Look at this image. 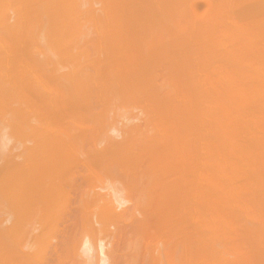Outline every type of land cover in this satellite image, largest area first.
Wrapping results in <instances>:
<instances>
[{
	"label": "bare ground",
	"instance_id": "bare-ground-1",
	"mask_svg": "<svg viewBox=\"0 0 264 264\" xmlns=\"http://www.w3.org/2000/svg\"><path fill=\"white\" fill-rule=\"evenodd\" d=\"M20 1L21 0H0V6L6 5L4 7V9L5 8L9 9L7 7V4H8V5H10L13 8L15 7L14 9L12 8L15 12H17L19 10L17 12L18 15H16L15 12L13 13V14H15V15H12L13 18L12 17L10 18L9 17L10 15H8V16H6L7 14L4 15V13H3L4 12V9H1L2 11H0V14H1L0 15V74H3V76L5 74V76L7 77V79H6L5 76L2 77V75H1L0 76V79H1L0 84H2V82L4 81L3 82L4 85L3 84L2 85L3 86H6L5 84H7V87H5V89H10V87H9L8 84H11L10 86H12V84L14 83V82H11L9 80L10 77L11 76H14L16 74L15 71L17 73L21 71L19 74H22L23 73L22 74L23 76L22 75H19L20 77H18V75L16 74V77H18V80L15 78V76H14V78L11 77V80L12 79H14V80L16 79L17 81L15 80V83L17 84V82H18V84H17V86H16V84L15 85L13 84V86L11 87L12 90L11 89L8 90V92L10 94H5V96H8L9 97V95H10V97H12V96H14V97L12 99H10V97L9 98L7 97V101H6V98H3L5 96L2 95L0 97L2 99V101H0V105L1 106H4V104L6 102L8 103V105L5 104V106L7 105L6 107L4 106L5 108H3V107L0 106L1 107V109H0V111H1L0 112V117L1 118H2V116L5 117L8 114L7 120L9 122L11 121L10 120L11 118L13 120L11 122L13 123L14 127H13V125L11 123V127H13V128H11V130H10L9 125L7 124L8 122L5 121V123L7 122L6 123V126L9 127V128L7 127V129H9L11 131V132L10 131H7V132L10 133V137H11V138H9V135L7 136L8 139H11V140H9V142L12 141V139H14L13 142H12L13 145L10 146V147L11 148H15L17 146L19 147L18 144L21 142V144H20V150H21V152L20 153L19 152H16V154H14V155L12 154L13 152L12 153L10 152L11 158H10L9 162H7L8 164L6 166L2 165L3 167L0 168V176H2V175L4 176V177L3 176L0 177V190L3 189V187H1V186L5 182L6 185H3V186L6 187L5 192H7L8 195L7 194H2V195H4V197H5V195H7L6 197H8L9 194H10V200H11V203H12V206L10 205V208H9V206H7V203L10 202V201H8L5 204L6 206H4V207H7V209L9 210V213H10V210L12 209L9 216L6 213V215L8 216V218H6L5 220H3L4 218L2 220L0 219V264H43V263L44 264H47V262L46 263L45 262H42V259H44L46 256H49L50 255V254L49 255H46V253L43 254L44 251L42 250V248H43L44 242L41 243V241H40V245L41 246H40V248H37V249H40L39 251L38 250H35L36 251L35 252L33 250L34 252H32V250L31 251L29 250L30 253L29 252L26 253L25 251H23V252L20 251V249H22V248L19 245H22V244H18V242H19L18 240H21L22 241L24 239L23 237H25L24 236L25 234L23 235V233H25L27 231L26 230L24 232L23 229L21 230V227H22L23 224H25L23 222H26V220H28L27 222H29V221H31V219H34L33 216L36 219V220L34 219L35 220L34 222H36V224H40L39 226H41V228H38L39 226L37 227V225L36 226L32 225L31 226V229H33L32 227L34 226L35 228L37 227V230L39 229L40 232H41V230L43 231L42 232L43 235L41 233H40V236L37 235L36 236L37 239L35 238L36 239L35 241L38 242L37 241L38 239H41L42 238L44 240V238H45L46 246H47V239L50 240V239H53V238L55 239L56 238V236L54 235L57 232L56 229H55V227L56 228L59 227L58 224H60V226H61V222H65L66 223L65 220H67L69 217L70 218L73 217V216L80 217L79 219H81L80 221L82 223L81 226H80V229L83 227L82 228L83 230H80V231H84L85 230L84 228L89 227V225L91 224L90 223V218L93 219V217H94L95 222L97 221L95 217H97V219H99V218L101 219L100 220V223L101 222H105L107 224V223L110 222V224L115 223L114 225H116V224L120 225V223L121 224H124L123 227L126 228V229H123L122 228L121 230L123 232L127 233L128 236L125 234L126 235L125 238H122V239L123 240L125 239L124 244L126 243L127 247L128 248H131V250L128 249L129 250L128 251L129 254H126V252L123 251L125 254L122 252L123 255L117 256V260H115V261H118L119 260L120 261V264H156V262L153 260L152 257H150V255H149L150 258L149 257H146V255H148L147 252H149L148 251L149 250L148 247H147V249H145L147 252H145V250L143 249L144 242H145V240H144L145 238L143 236L145 234H149L150 231H151V230L150 231H145V230L147 229V226L148 225H151L152 224V226H154L153 223L155 222V220L158 219L157 218V219L154 220V218H156V217H160L159 218L160 220L163 219L162 221H164V220L165 221H164V223L163 222H160V223L163 224V227H160L158 225H156L157 227L154 226V227H156L158 229H155L154 230L153 227L152 228H149L148 227L149 229H152V232L150 233V235L153 233V230L155 232L157 230H159L160 233H161L160 236L162 235V232H163V235L162 236H164V237L161 238L162 236L160 237L157 234V232H158L157 231L156 233L154 232L155 235L154 234H152L153 236H150L149 235L150 238H152V237L157 238L156 236H158V237H160V239H164L166 236H168L167 238H169V237L170 238H172V237L174 238L176 236L178 238L177 239L178 241H176L175 238L174 239L172 238L173 241L170 238L169 239L171 240L172 243L174 242L175 245L180 246V247H178V251L180 253L179 252L176 253V254H180V256L178 255L179 256L178 258L181 259V261L179 260L178 262L179 263L182 262L180 264H252L251 262L253 261L252 260L253 257L251 258V254L249 253V250H250V252L254 256H256L255 253L257 255L260 253L259 255L262 258V255H264V253H262L261 251H259V252L258 251H254L258 247L253 249L250 246L252 248V249H250L249 248V245H250L249 242H248V244H249L248 247H245V249H243V247H241L239 249V248H235L237 246H233V247H227L226 246V247H223L225 243L221 240L223 242V244L221 243L220 245H223V246H222V248L217 249V248H215L214 245H210L209 244V246H207L208 244L205 245V244H203V241H201V239H202L201 238V233H202V231H201V229H202V227H201V216H202L201 213L202 214L204 213V212H201V208H202L201 204L203 205V200H204V197L206 195H209V196L212 195V194L209 193V191L210 190H213V188L217 186V184L214 182L215 181L214 178H215V175H216L215 174V171L218 168V167L215 168L216 167V162H214L215 161L214 160L215 157H217V156H215L217 153L216 154H213L215 157L214 156H211V158L209 157V160L207 159L208 161L211 162V164L209 162H208L209 164H207L209 166L211 165V168L210 169H207L208 171H210L209 172L210 174L209 173L208 174L211 177V179H210L211 185H209V183L207 182V186H206V183H205L206 180L205 181L203 180V176L205 175L204 173H207V171L204 172L206 170V168L204 170V166L205 165L203 166V164L206 162V160L204 161V159H203L204 158V155L201 154V149L200 148H195L194 149L192 147V145L194 144V142H193L194 139L193 138H195V137H193V135H195L197 133V132L195 133L194 130L197 129L196 127H197V125H199L198 122H200L199 117L201 115L200 116L197 115V117H198L197 118L195 116V114H196L195 112H190L192 114L195 113L194 115H191V116H193V117L195 116L194 119L197 118L199 121H197V120L194 121L193 118L191 119V117L188 114L189 113L188 111H190V110H188L189 109L188 107H190V106L187 105L188 103H191V102H188L187 99H184L185 97H183V96L188 95L186 97H189V100H190V98H191L190 95H192V94H189V92L195 91V94H194V96H195L196 93H197L196 91L198 89V93H197L198 95H199V93L202 92L201 94L203 95L202 96L203 98L210 99V101L212 100L211 101L212 103H210V102H208L207 99L206 100L203 99L204 102L205 101H206V103L208 102L207 104L209 106L206 104L207 105V109H208V107H210V108L208 109V111H206L207 109L203 107V105H205V103L201 105L203 107L204 111H206V112H204V116H206V117L205 118L204 117L201 118L200 125L201 126L206 125V124H208V125H206L207 128L203 126V128H204V132L203 133H201L203 130H200V129H202V127L199 126V129L196 130V131H198L199 134L197 133L195 136H198V135L201 134L200 136L196 137V140H198L199 143H202V142H200V139L203 138V137L206 140H208V141L204 140L205 141L204 142L201 139V141H203L204 145L206 143H208V144L210 143L209 144V147L210 148L213 145V147L215 148V150L213 149V147L211 149L213 153L216 151V147H217V145L214 146L215 145V142H216L215 141L216 134H220V133H217V131H218L217 128H219L217 126H219V125H217L216 121L218 122V121H221L222 119L219 120L220 118L219 119L217 118L218 120H216L217 115L220 114L221 112L218 113L215 116V112L217 111L216 108L214 107L215 104H217L215 102H218L219 99L221 100V97H220L218 100H216L214 102V100L217 98L216 97V94L218 93V92H216L217 89H215L216 91L214 90L216 93H213V92L210 93L208 91L207 93H205L206 96H204V94H203V90L204 89H202V87L203 86H206L207 83H208V85H210L211 88L210 87H208V89H207V87L206 88L204 87V88L207 89V90L211 89L210 91H212L213 90V86L215 85V83H217L216 81H218V79H215L214 78V74L217 75V73H216V71L214 69L215 66L213 65L214 62L211 63V65H210V62L213 61V59L210 60L211 58H209V57L201 56L203 54L204 55L206 54V53H204L206 51H204L203 48H202L203 50L201 49L203 51V54L200 53L201 55H197V56H196V54L195 55L193 54L194 51L191 52V51H189V49H185V48H187V45H188L187 43H189L190 41L187 38H184V37L187 35L188 32L190 33V32H192V30L194 32V28L195 27H194V25H192V22H191V25H192V28L193 27L194 28L193 29L191 28L192 30H189L186 33V35L182 37V39L183 38H184V40L187 39L189 42L187 40H185V43H184V41L181 42L182 41L181 40V41H179V43L176 41L177 44H175V41L172 42V40H173L172 38H171V40H167V39L166 40H163V39H160V37H157L159 39H153V40L150 39L151 37L149 38L150 40L149 39L148 40L136 39V38L130 39V36H129L130 33L128 34V37H127V35L125 36V37H127V39H126V38H124V35H122L123 34L122 30L124 29L123 31L125 32V30H127L126 27L128 25H130V24H132V28L133 27H136V26H133V23H135V25H136V22H138L136 20L137 19L139 20V18L136 17L138 14L136 13L137 15H135V13L132 12V11H134V10H132V8L133 9H136L138 7V8H140V10L142 12V7H139V6L140 5L143 6L144 4L149 3L148 0H147L148 2L146 1V3H144L143 5L140 4V3H143V0L140 1L139 3H138L139 0H120V2L118 0H116L117 2L114 0V2H116L117 4L113 3V1H111V2L109 1L110 3H107L108 0H106L107 2L105 0H100L102 2L105 1L104 2L105 5L103 3H101V4H103V6L100 7V8H106L109 4H112V6L115 4L117 7H118V5H120V7H121V5L125 4L121 8L123 10L124 7L130 6V7L124 8V11H128L129 8H130V10H132L131 11V14L134 15V17H136L137 19L135 18L136 19L135 20L134 17L131 15L132 16L131 19L132 18L134 19V20H132L133 23H132V21H130L131 23H129L126 26L125 24L128 23V20H127L124 24H122V26L123 25H125V26H123V27L121 26L123 29L120 28V29H122L120 31H119V29H117V26L115 25L116 26V28H115V26L113 24V23L117 22V18H119V17H117L116 20H115V17L114 16L116 15V13L119 14L120 12L121 13H124V12H122V11L118 12L119 10H117V9H119V8L116 7L117 9H114L115 6L112 7L113 10L111 9L110 6H108L109 8H107V9H99V11L100 10H106L107 11L108 9H111V10H108V11H110V12L111 11L116 12L114 16L112 15L113 12L111 13V16H110L107 13L108 11L107 12L105 11L107 14H105L102 11L103 14L110 16V18L113 16V18H114V20H113V18L112 19L109 18L111 21H110V23H107V22H109L108 21L109 19L108 20L106 19L107 16L105 18L107 21H105L101 17L102 15H100V13H102V12H100V13L98 12L99 13V16L101 17V18H99L98 14L95 13L94 9L92 7H89V5H91L92 3L89 4L87 6L85 12H83V15H82L83 19H82L81 18V13H80L81 11L79 12L78 8H76V7L74 8V5L77 4L76 2L78 0H76V2H75V0H72L73 2H71L69 0L68 1L65 0L67 2H65L64 0H63L64 2H62V0H54V1L53 0H43L44 2L42 0L41 1L40 0L38 1L37 0L38 3L37 2L34 3L36 0H22L21 2ZM50 1H52V2H50ZM92 1H95V0H92ZM92 1L89 0V3L92 2ZM165 1L162 0L163 3H165ZM169 1H171V0H169ZM173 1H175V0H173ZM173 1H171V3ZM177 1L176 2H173V4L174 3L177 4ZM184 1H182V2H184ZM212 1L210 3L211 6H212ZM215 1H217V0H215ZM220 1L222 2V4L224 6L227 5L228 8H230L229 5L232 4V1H231V4H229V3L227 4L226 3V5H225V2H227V1H225V0H224V2L222 0H220ZM229 1L230 0H228V2ZM241 1L242 0H240V2ZM9 2H10V4H9ZM24 2L25 3L28 2L29 4L26 3L23 6V8H22V5L24 4ZM46 2L47 3H51V5L48 4L49 7H52L53 3H54L53 6H55L56 4H58V6H60V7H58L57 5L55 7L56 8H59V10L56 9L55 7H53V9L50 8V10H47L48 7L45 6V5H47ZM68 2L70 4H68ZM134 2H135V5H136L135 6L136 8L133 7L134 6ZM162 2L160 0L161 6L163 5ZM178 2L180 3V0ZM189 2L191 3V1H189ZM198 2H200V1H198ZM235 2H237V1H235ZM238 2L236 4H238ZM246 2H248V0ZM262 2H263V0H262ZM19 3H21V4H19ZM64 3H66V5ZM80 3L83 4L82 3V0H81ZM121 3H123V4H121ZM158 3H159V0H158ZM160 3H159V5H160ZM184 3H182V4H184ZM248 3H250V2H248ZM252 3H254V2H252ZM256 3H258V2H256ZM16 4H18V6L19 5L21 6V7H18L20 9H17V5ZM36 4H37V7H36ZM39 4L41 6L43 5L44 8H41V6H38ZM173 4H172V6H173ZM240 4H243V3L241 2ZM244 4L241 7H244ZM61 5H65V6L62 7ZM84 5L81 6V7L85 8L86 5H85V7H84ZM66 6H70V7H66ZM97 6H100V5H97ZM97 6H95V8L98 9ZM131 6H132V8H131ZM148 6L152 8V6H150V4L147 5V7L145 6L146 8H148V14H149V11L151 12V14H153L152 13L153 12V9L150 10ZM165 6H166V3H165ZM165 6L162 9H165L166 8ZM174 6H173V9L175 8ZM235 6L232 5V7H231L232 10L234 8L237 9L239 7V6L238 7H235ZM26 7L29 10L30 9L32 10L31 7H33L32 12H31V10L29 12V10ZM45 7H47V8H45ZM78 7H80V6H78ZM167 7H168V10H170L169 9L170 7L169 6H167ZM213 7H214V4H213ZM227 7H225V8L223 7L224 9L222 7L221 8L220 7H217L216 10L217 9H221V10L223 9V12H221V10H220V12L221 13H224V10ZM260 7L261 6H259V8ZM40 8H41L40 12H44L45 13V16L43 15L44 13H42V16L43 17H46V18H49V17L46 16L47 13H48V16H49V14L52 13L53 15L51 14V16H53L54 18H55V16H54L55 13L56 14L62 13L60 15V18H63V17L65 18L67 16V12L70 11L69 10V8H70L71 11H70V14L69 15H71L72 13H76V14H73L74 16L72 15V18L74 17V19L71 18L72 21L74 20L73 22H74L75 26L78 25V24H76L78 22V20L76 18H78V17H80L82 20L86 19V21L89 24H92L90 26V27H92V29L94 27L96 29V26L94 24L95 21H98L97 22L98 24H96L97 26L98 25L101 26L99 22H101L100 20H102L103 22L105 21L107 25H110L111 26V24H113L114 27L113 26L112 27L114 29H117L118 31H116V32L118 33V35H119V32H120V36L123 37V38H120L119 36H118L119 37L118 39H117V36L115 38H113L115 35H117V33H116L113 37L110 36L111 38H104V36H103V38H97V39L95 38L94 39V36H93V39H88V38H91V37L86 38L87 35L84 33L85 34V37L84 36L83 37H84V39L86 38L85 39L86 41L83 40L82 43H83V45L90 46V48L95 49L93 52H88V51H84V50H83L84 52H80V51L77 52L75 50L76 53L74 51H73L74 52L73 53V52H71L70 50H68L66 48V50H68V52L69 51L70 52L67 53V51L65 49H63L64 50L63 52L65 54H62L61 53V55H60V52H61L60 49L61 48H59L60 51H59V53L57 55L58 56V59L56 58L57 60H55V59L52 58L54 60V62L56 61L55 63H53V65L51 63L52 66H50V61L53 62L52 59H50V61L48 60V62H47V60L44 61V62H46L45 63L46 65L48 63V66H45L43 62H42L43 65H41V64H39L41 62H38V60H40V59H37V58H39L38 55H36V57H37L36 59H34V55L33 56L31 55V52H32V54L34 52L33 48H32L33 51L31 50V48H29V50H31V51L30 52L27 51L28 53L26 52L27 55H29V53H30V56H27V55L24 54L25 51H26V48H27V44L29 43L28 42L29 40H31L30 42L32 44H36L37 45V46H35L36 50H37V47L39 45L37 43L42 42V40L44 41V39H42V40L40 38L38 39V37H40V35H38V37H37L38 42L36 41L37 39L34 40L36 38V37L34 38V36H32L33 39H31V38L29 39L30 34H32L30 32H32L34 30V29L31 30V29L34 26L33 25L34 24L33 22H35V20H36L35 14L38 13L40 15V17H39V15L38 16L36 15V17H39L38 19L41 18V14L39 12V9ZM73 8L75 9L76 12L75 11L74 12L72 11ZM25 9H27V12H26ZM37 9H38V11H37ZM42 9H44V10L42 11ZM51 9L53 10V12L51 11ZM82 9H80V10H82ZM126 9H128V10H126ZM162 9H160V10H162ZM236 9L233 10V11H236ZM45 10H47L48 12H46ZM92 10L94 11V13H92ZM115 10H117V11H115ZM130 10L128 11V13L130 12ZM137 10H138V12H140L139 9H137ZM137 10H135V11H137ZM168 10L165 9V12L168 11ZM228 10L229 9H227V11ZM245 10L246 9H244V11ZM244 11H243V13H244ZM246 11H245V13H246ZM252 11H254V10H252ZM258 11H259V13L261 12L260 10H258ZM258 11L255 10L254 16L256 15L255 14L256 12H257L256 17L258 15H260V14H258ZM22 12L24 13V15H22L23 14ZM49 12H51V13H49ZM77 12H79L80 14L77 13ZM141 12H140V14H141ZM145 12H147V11H145ZM165 12H163V14H166ZM211 12L212 11H210V15H211ZM220 12H218V14H216L217 12H215V14L216 15H219ZM30 13H31V15H30ZM33 13H35V14L33 15ZM125 13L127 15H129L127 12H125ZM125 13H124L123 16L120 15V17L122 16V17L125 18ZM159 13L161 14L162 12H159ZM232 13H229V15L232 14ZM243 13H242V15H244ZM95 14H97V15H95ZM151 14L150 15H147L146 14L147 17L145 16V14H143V17H146V19H147L148 16H150L152 18V15ZM169 14H172V12L169 13ZM169 14H167V16ZM234 14L236 15L238 13H234ZM249 14H251V12ZM249 14L247 13V15H249ZM262 14L263 13H261V15ZM127 15H126V17H127ZM212 15H211V17H209V18H211L210 21L213 20L212 18H214L213 17L214 15L213 16ZM220 15H222V17L223 16L225 17V15L228 18L230 17L226 11H225V15H223V14H220ZM15 16H17V18ZM96 16H98V18ZM165 16L166 15H164V17ZM244 16L251 18L250 15L249 16L244 15ZM3 17H5V18H3ZM28 17L30 19H33V20L35 19L34 21L32 20L33 22L29 19L33 23V24L31 23V29L28 28V30H31L29 32V34L27 33L28 30L26 29L27 28L26 27V24H24L25 22L28 23L27 22ZM103 17H105V16H103ZM140 17H142V15ZM155 17L156 16H154L151 20H154ZM171 17L169 15V17H166V18L168 19V18H171ZM220 17L221 16H218V18H220ZM240 17L242 18V16H239V18H238L237 15H236L235 18H233V19L238 18V20H239ZM256 17L255 18L252 17V18L253 19H256ZM21 18L24 21H22ZM50 18H51V20H57L56 18L55 19L54 18L52 19V17H50ZM67 18H69V16ZM127 18H129V20H130V17H127ZM149 18L147 20H149ZM162 18H161V20H163ZM175 18H176V16H175ZM215 18H217V16ZM259 18L262 19V17H259ZM38 19H37V22H35V24H37V25L39 24L40 25V20L38 22ZM75 19H76V21H75ZM196 19H198V18H196ZM200 19H202V16L200 17ZM205 19L206 18H204V20ZM233 19H232L233 23L237 21V19H236V21H234ZM248 19H247V21L244 19L245 20L244 23H247L248 22ZM9 20L12 21L13 23L12 22H11L12 24L9 23ZM46 20H48V19H46ZM51 20H49L48 22L46 21L47 24H45V25L47 27V25L49 23L50 27L52 28V31L55 32L56 28L53 25L57 21H53L52 22ZM112 20H113V22H112ZM122 20H125V19H122ZM142 20L144 21V19H142ZM151 20H149V21H151ZM155 20H157V19H155ZM155 20L152 21V23H154ZM202 20H200V21H202ZM218 20H215L214 24H216V21H218ZM257 20H258L256 22L257 24L261 22L260 19L257 18ZM90 21H92V22H90ZM134 21H136V22H134ZM143 21H140L138 23L140 24ZM159 21L160 20H159V16H158V21L157 22H159ZM166 21H168V20H166ZM190 21H191V19H190ZM200 21H199L198 24L201 26ZM220 21L221 20H219V22ZM223 21L225 22V21H228V20H225V18H224ZM240 21H241V19H240ZM253 21L255 22V20H252L251 19V22L252 23H253ZM51 22H52V26H51ZM85 22H83V23H85ZM121 22H123V21H121ZM160 22H162V21H160ZM175 22L176 21H174V23ZM181 22L182 21H180V23ZM196 22H198V21H196ZM211 22L208 23V17H207V19L205 20V24L207 23L208 25H211ZM68 23H70V22H68ZM68 23H63V22H59L58 21L56 24L59 25V27L56 24H55V26L57 27V30H59L58 28H60V27L63 28V26H65V27L68 26L67 27V30H68L67 31V34L69 33L71 37H72V35L74 37L75 34H72V32L73 33H76L75 31H77V29L79 31V29L81 28V26H80V23L81 22L79 23V25H78L79 27L78 28L76 26L77 29L74 28L75 30L73 29L74 24L71 23L73 25H71V24L68 25ZM146 23L148 24V22H146ZM182 23L179 24L177 22V25L179 24V26H183L184 23L183 24ZM236 23L239 24L238 21ZM236 23L234 24L235 26H236ZM242 23L239 24V27H240V25H241V27H243L242 25H244V27L246 26V29H249L247 27L251 23H249L247 25L246 24H242ZM256 23H254L255 24L254 26H256ZM28 24H30V22ZM86 24L87 23H85V25ZM103 24H105V23H103ZM117 24H118V22H117ZM205 24H203L204 27H205ZM262 24H264V23H262ZM142 25H143V23H142ZM166 25L167 24H165V26ZM177 25H175V26L178 27ZM188 25H190V24H188ZM216 25L219 26L220 23L218 24V22H217ZM28 26H30V25H28ZM40 26L42 27V24ZM69 26H70V28L72 26V31L69 29ZM110 26L108 27L109 28V31L111 30L110 29L111 28ZM143 26H144V28H143V30H144L146 26L145 25H143ZM152 26H150V27L152 28ZM211 26H213V24ZM211 26H209V28ZM220 26H222V24ZM251 26H253V25L251 24ZM41 27L38 26L39 29ZM50 27H47L48 30L46 29L47 31H44V32H46V34H47L48 31H50V33H51V30H50L51 28ZM65 27H64V29H65ZM90 27H89V29L91 30ZM105 27H107V26H105ZM184 27L186 28V25H184ZM196 27H198V25ZM206 27H208V26L206 25ZM206 27H205V30H206ZM213 27H216V26H213ZM213 27L210 28V29H213ZM256 27L259 30L260 27L259 28H258V26H256ZM263 27H264V25H263ZM44 28H43V30H44ZM82 28H84V27L82 26ZM102 28L105 29L104 27H102ZM113 28H112V30H113ZM128 28H130L128 30H132L133 31V29H131V27H128ZM147 28L145 29L146 31H148ZM154 28H155V26H154ZM168 28L171 29L169 26H168ZM185 28H184V30L186 31L187 28L186 29ZM189 28H190V26H189ZM233 28H236V27H233ZM238 28H236V29H238ZM39 29L37 30V28H36L34 31H40L41 29L40 30ZM64 29H62V30H64ZM103 29L101 30V32L103 31ZM148 29H150V28H148ZM167 29L164 31V33L166 32V35H167V32H168ZM197 29L198 28H196V30ZM251 29H253V28L250 27L249 31ZM262 29H264V28H262ZM57 30H56V32H57ZM62 30L60 28V32ZM84 30H86V29H84ZM97 30L98 29L94 30L92 33L97 32ZM106 30H108V29L106 28L104 30L105 32L103 31V34L102 35H105L104 33L107 32ZM172 30H173V28H172ZM184 30L181 31L182 34H183V32H185ZM196 30H195V34H198L197 33L198 31H196ZM202 30H200V33L198 35H200L201 33H204L205 30L203 32H202ZM233 30L235 31V29H233ZM69 31H71V32H69ZM91 31L89 33H91ZM114 31L115 30H113V32L111 31L112 34L108 33V35L109 34L110 35H113L115 33ZM207 31L210 32L212 30L209 31L208 28H207V30L205 32H207ZM214 31H215V29L213 30V32ZM218 31L219 30H217L216 33L219 34V32H221L222 30H220L219 32ZM44 32L42 31V33H44ZM84 32L88 33L87 30L84 31ZM126 32H129V31H126ZM148 32H150V30ZM177 32L175 30V32H173V33H175V35H177ZM262 32L259 31L260 34L255 32V35L254 36H257L258 34L260 36ZM34 33L36 35L37 32H34ZM50 33H48V34H50ZM143 33H144V31H143ZM178 33L181 35L180 32H178ZM249 33H253V32H249ZM40 34H41V32H40ZM52 34H55V33H52ZM78 34H76V36H78ZM133 34L135 35V34H137V32L136 33L133 32ZM150 34H151V32H150ZM161 34H163V33H161ZM179 34L177 35V39H178V37H180V39H181V36L182 35L180 36ZM192 34L194 35V33H192ZM205 34H206V36H205ZM231 34H233V33H231ZM231 34H229V36L228 35H226V36L230 37ZM81 35H83V34L80 33V36ZM108 35H107V37H108ZM134 35H131V37H135ZM138 35H139V37H138ZM143 35H142V38L144 37ZM166 35H164V36H166ZM190 35L191 34H189V37L191 38ZM209 35H211V34H209ZM217 35H215V36H217ZM44 36L46 37L45 40L48 39L46 35H44ZM44 36H42V34H41V37L42 38H44ZM80 36L78 37V39L79 38L83 39L82 36L81 37ZM136 36L138 38H140L141 33L140 34H137ZM152 36H154V35H152ZM204 36H205V38H207V33H204ZM213 36H209V38H211ZM218 36H220V34ZM226 36H224V39H225ZM234 36L235 35H233V37ZM240 36H242V34H240ZM244 36H242V37H244ZM60 37L61 36H59V38ZM67 37H69V36H67ZM166 37L168 39H170L168 36H166ZM187 37H188V35H187ZM162 38H164V37H162ZM251 38H252V36H251ZM263 38H264V36H263ZM175 39L176 38L174 37V40ZM180 39H178V40H180ZM194 39H192V41H194V42L191 41L192 43H195L194 46H193V44H191V43L190 44L194 48L197 45L199 47V44H200L201 40L198 41L199 44L196 45L197 42H195ZM221 39H220V42H221ZM246 39L247 38H245V40ZM67 40H69V39L67 38ZM74 40H75L74 43L76 44V42H77L76 41V38ZM209 40H211L209 42H212L213 41V43L215 41L213 39H209ZM225 40H227V38ZM225 40H224V42L222 41L223 44L221 43V46H223L224 43H226L227 44V47H229L228 46V43H227L229 40L226 41V42H225ZM32 41L33 42L36 41L37 43L36 42L33 43ZM59 41L61 42L62 40H59ZM70 41L72 43L73 39L71 40V38H70ZM186 41H187V43H186ZM207 42H205V45H206ZM209 42H208V44H209ZM216 42H217V40H216ZM80 43H81V41H80ZM182 43L184 45L183 47H182ZM242 43H243V41H242ZM44 44L42 43L41 45L42 46H47L46 44L45 45ZM60 44H62V43H60ZM60 44L58 46H60ZM210 44L212 45V47L214 46V44H212V43H210ZM216 44H218V46L220 45L219 43H215V45ZM172 45H175V46L177 45L178 47L179 46L180 47L179 48L176 47V50L177 51L176 52L174 51V53H172L171 50L169 51V47L170 48L171 47L173 48ZM191 45L189 47H191ZM261 45L262 44L260 43V46ZM52 46L50 48H53ZM175 46H174V48H175ZM215 47L216 46H214V48ZM227 47H225V51H226V48ZM247 47H248V45H247ZM192 49L193 48H190V50H192ZM207 49H208V46H207ZM27 50H28V48H27ZM42 50H43V48H42ZM187 50L189 51V56H188V59H187L188 61L186 60V58H187L186 56L188 55V53H187L188 51ZM198 50H200V49H198ZM254 50H256V49H254ZM37 51L39 52L40 51V48H38ZM182 51L184 52V54L182 53ZM185 51L187 53L186 56H184L185 55ZM210 51H211V49H210ZM214 51H216V50H214ZM214 51H212V52L214 53ZM217 51H218V53H220L219 51H221V50H217ZM227 51H226V54H228ZM235 51L237 52L238 50L236 49ZM239 51H240V53H242L244 51V49H243V51H241V47H240V50ZM251 51H253V50H251ZM261 51H262V49H261ZM53 52H55V50H53ZM190 52H191V55H190ZM232 52H234V50L232 51V49H231V53ZM245 52H247V51H245ZM256 52L257 53H260L259 50L258 51L256 50ZM56 53H57V51H56ZM198 53H199V51H198ZM223 53H224V51H222V54ZM240 53H239V55H240ZM251 53H252L251 56L254 55L253 52H251ZM243 54H244V52H243ZM223 55L225 56V54H223ZM232 55L233 54H231V56ZM247 55L244 56V57H247ZM25 56L29 57L27 59H30V57H31L33 59V61H34L33 62L34 64L31 62L32 64L29 67V69H28V66H29L28 62H30L32 60L30 59L28 61H25V59H26ZM43 56L45 57L46 55L43 54ZM216 56L218 57V55H216ZM249 56L247 57L246 62H247V60H251L250 58H252V57L249 58ZM202 57L204 58V60L206 59L205 61H207L206 62L207 64H208V61L210 60L209 61V64H208V66L209 65L210 66L209 67L206 66V68H205V69H207V67H208L207 70H210V71H208V73L210 72V76H207L206 75L207 77L205 78V76L202 75V76H204V79H202V80L206 84H203L202 83L203 81L201 82V79L198 76L199 73L205 74L203 72L206 71V70L205 71H202L205 66L202 69L198 67L201 64H204L205 63V61H204V63L202 62L203 61ZM219 57L221 58V64H222L224 62V59L221 57V55H219ZM229 57H230V55H229ZM236 57H237V55H236ZM236 57H235V59L238 60ZM244 57L242 58L243 60L245 59ZM263 57H262V59H263ZM241 58H239L240 61H241ZM222 59H223V62H222ZM225 59H227V58H225ZM253 59H255V58H253ZM42 61H43V58H42ZM218 62H216V63H218ZM232 62L234 64L237 63V62L235 63L234 61H231V63ZM243 62H245V61H243ZM225 63L227 64V61H225ZM248 63L251 64L252 62L248 61ZM228 64H230V63H228ZM262 64H264V63H262ZM32 65L35 66V68ZM217 65H219V64H217ZM229 66H231V65H228V67ZM234 66H236L237 68H239L238 64L237 65H234ZM241 66L242 65H240V67ZM246 66L248 68L249 64L248 65L246 64ZM36 67L38 69H36ZM228 67H225V69L228 68ZM222 68H223V66H222ZM231 68H232V66H231ZM233 68H235V67H233ZM242 68H239V69L241 70ZM235 70H237V69L235 68L234 71ZM11 71H13L12 72L13 75L10 73ZM229 71H231V70H229ZM245 73L246 72H244V76L246 77V74L247 73L246 74ZM8 74H11V75L9 76ZM240 74L238 76H240ZM252 74H254V73H252ZM8 76H9V78H8ZM188 76H190V77H188ZM2 78H4V80ZM22 78H24V81H23L24 84L22 82V80H23ZM182 78L184 80L187 78L186 81L187 80L189 81V79L191 78L190 80L192 81V79H193L194 84H196V83L199 84L201 82L200 83L201 84L200 85L201 88L200 87H199L200 89L198 88L199 85H197V86L195 85V88H194L192 86L193 84L192 85L190 84L193 90L191 89V91L189 90V91L185 92L186 89H187V86H185V85H187V84L186 83H183V82H186V81H181V80H183ZM216 78H217V76H216ZM218 78L221 79V77H218ZM244 78H243V80H244ZM5 79H6V81H5ZM232 79H233V77H232ZM238 79H240V82H242L241 76ZM238 79H236V80H238ZM19 80H21L20 82H22L21 83V85L23 84L22 86L19 85V83H20ZM194 80L196 81V83H195ZM222 80H225L226 81V79H223V78H222ZM9 81H10V83H8ZM220 81H219V84H222L223 81L221 83H220ZM225 81L223 82L224 85H226L227 87H229L228 84H225L226 83ZM248 81H250V77H249V80ZM230 82H231V78H230ZM259 82H260V80H259ZM178 83H179V85H178ZM227 83H229V80H228ZM237 83H233V85L234 84H237ZM18 85H19L20 88L18 87ZM3 86L2 87L0 86V88H1L2 91L4 89ZM14 86H15V88H14ZM183 86L186 87V88L184 87L185 90L182 89ZM220 86H222V85H220ZM262 86H263V83H262ZM215 87L216 86H214V88ZM222 87H224V86H222ZM189 88H190V86H189ZM262 89H264V88H262ZM20 90H23L26 93V95L24 96L23 95L24 92L23 91H22L23 93L21 92V97L23 95L25 99L24 98L23 99L20 98V94H19ZM199 90H201V91H199ZM218 90H219V88H218ZM181 91H184L187 94H185V95L182 96L183 93H181ZM15 94H17V95H15ZM208 94H211V95H208ZM212 94H214V95H212ZM242 94H244V93H242ZM198 95H196V96H198ZM15 96L18 97L17 98L18 99L17 102H16V97ZM207 96L208 97L210 96V98H208ZM211 96H213V98H211ZM199 97H201V95H199ZM199 97H197V98L199 99ZM33 98H34V101L35 102H36V98H37V101H39V103H37V105H36V103H33L34 102L33 101ZM8 99H10V101ZM13 99H14V101H13ZM11 100L13 101L14 104L12 103ZM22 100H25V101L23 102ZM258 100H260V99H258ZM4 101H6V102H4ZM191 101H193L192 98H191ZM198 101H200V100H198ZM198 101L197 100H196V102H195V100L193 101L194 102V108L195 109L194 108H190L191 111H192V109L193 110H196L197 107H199L198 109L202 108V107H200V105L197 106L198 103H199ZM225 101H226V99H225ZM225 101H223L224 104L226 103ZM21 102L23 103L24 106L19 107V104ZM186 102H188V103H186ZM193 102H192V104H193ZM9 103L15 105L14 107L16 109L13 107V105L10 106ZM196 103H197V105H196ZM200 103H201V101H200ZM246 103H247V101H246ZM9 106L12 109L9 110L8 109ZM191 106H193V105H191ZM217 106L219 107V103H218ZM119 107H120V109H119ZM18 108H20V110ZM118 109H119V111H117ZM203 109H201V110H203ZM225 109H227V108H225ZM236 109L237 108H235L233 110H230V111H234ZM122 110H125V111H122ZM4 111H6V112H4ZM132 111H137L136 113L140 114L139 116L143 115V118L140 117V119H139L138 118L139 116H138V117H135V118L132 117L133 119H129L130 118L129 116H131V114L129 115V113H132ZM263 111H264V109H263ZM8 112H10V113H8ZM198 112H197V114H198ZM18 113H20V114H18ZM205 113H207V114H205ZM240 113H243V112H240ZM240 113L238 115V118L240 117ZM221 114L224 116L225 113L224 114L221 113ZM221 114L219 116H222ZM17 115H20L21 117L20 116L17 117ZM233 115H234V113H233ZM230 116H231V114H230ZM19 117L21 118V121L19 120L20 122L18 121V119H20ZM225 117H228V116H224L223 118H225ZM231 117H233V116H231ZM242 117H244V115H242L240 118H242ZM252 117H253V115H252ZM254 117H256V116H254ZM189 118H190V120H189ZM203 118H204V120H208L209 122L207 121L208 122L207 123L206 121H202ZM263 118H264V116H263ZM15 119H16V121H15ZM245 119L243 118V120H245ZM247 119H246V121H247ZM257 119H258V116H257ZM121 120H123V121H121ZM191 120H193L194 122L191 121ZM226 120H227V118H226ZM230 120H231L230 121V124H231L232 118ZM260 120L261 119H259V121ZM132 121H134L133 123L134 124L136 123V125H134V124L131 125ZM135 121H138V122H135ZM140 121H142V122L139 123ZM227 121L229 122V119ZM253 121H254V119H253ZM203 122L204 123L206 122V123L204 124ZM250 122L248 121V123H250ZM190 123H192L191 124L192 125V129H193V132L195 134L194 133L191 134L192 130H191ZM194 123H195V127L193 126ZM196 123H197V125H196ZM237 123H235V125ZM129 124L131 126H128L127 127V125H129ZM239 124L241 125V123H239ZM245 124L243 126H245ZM250 124L254 125L253 123H250ZM228 125H227V127H228ZM3 127L0 128V132H1V134H0L1 137L0 138H2V140H5L6 141V138L7 137H6V135H5L4 132H6L7 129H6V127L5 128H3ZM123 127H127V128L125 129ZM222 129H223V127H222ZM222 129H219V130H222ZM228 130H230V129H228ZM227 132H229V131H226V133ZM246 132H248V131H246ZM249 132H250V130H249ZM221 133H222V131H221ZM202 134L203 135L205 134L206 136H203ZM247 134L250 135V133H247ZM220 135H219V137L222 138ZM217 137H218V135H217ZM2 140H0V142H2ZM196 140H194L195 143H196ZM14 141H15V143L18 142V144H15V146H14ZM198 141H197V143H198ZM217 141H219V140H217ZM2 143H4V142H2ZM10 143H8V144H10ZM208 144H206L207 146H203L204 149H202V151L205 150V147L206 148L208 147ZM6 145L3 147L2 144H1L2 147H0V149L3 148V150H4L5 147H6ZM18 147H17V150L15 149V151H18L19 150ZM201 147H202V145H201ZM236 150H237V153H238V151H241L239 149H236ZM4 151H6V150H4ZM8 151H10V150H8ZM206 151L208 152L209 150L206 149ZM232 151H235V149L232 150ZM3 153H5V152H3ZM203 153L205 154L206 152H203ZM209 153L211 154V152H209ZM230 155H231V153H230ZM202 156H203V158H202ZM218 156L219 157H222L220 154ZM7 157H9V156H7ZM224 157L225 156L223 155V159H227L228 158V157L227 158H224ZM235 158H237V157H233V160H236V161L239 160V159L237 160ZM241 158H240V160H242ZM7 159L4 160V161L2 160L3 163L6 162ZM218 159L216 158V160H218ZM202 160L204 161V163L202 162ZM222 160L219 159V161H222ZM230 160H231V158L229 159V161ZM232 162H231V165H232ZM238 162L241 163L240 161H238ZM218 164H219V162H218ZM236 165H237V163H236ZM236 165L233 164V166H236ZM0 167H1V165H0ZM205 167H207V166H205ZM241 167H242V165H241ZM252 167L254 168V166H252ZM224 169H226V168H224ZM237 171H240V170L238 169ZM217 173L219 174L218 171H217ZM258 173H260V172H258ZM76 176H77V178H76ZM227 176H225V177L227 178ZM210 177H208V179ZM251 177H252V175H251ZM253 178H255V177L253 176ZM232 179H233V177H232ZM237 179H238V177H237ZM99 180L100 181L102 180L103 182L104 181L105 182L102 183ZM227 180H228V178H227ZM223 181H225V180H223ZM98 182H100V183H98ZM219 182L221 183V181H219ZM222 183H224V182H222ZM222 183H221V187L223 186ZM261 185L264 186V184H261ZM261 185H260V187H261ZM205 187H207V189H209L208 187H210V190L205 191L204 190ZM94 188H96V189H94ZM223 188H225V187H223ZM232 189H233V186H232ZM236 189H239V188H236ZM244 189H245L244 191H246V188H244ZM109 190H110V193H109L110 196H107V198H109V197L110 198H109V201H108V199L105 198V195L106 194L103 195V192L105 193V191H109ZM3 191H4V189L2 191H0V194H1V192L3 193ZM79 191H81V192L79 193ZM97 191L100 192V193H97ZM216 191H218L217 188H216L215 192ZM238 191H240V189ZM258 191H259V189H258ZM73 193H74V195L70 196ZM106 193L108 194V192H106ZM219 193H217V194L219 195ZM254 193H256V192H254ZM254 193H253V195H254ZM78 194H81V195L79 196ZM217 194L215 193V195H217ZM222 194L223 193H221L220 195H222ZM238 194H240V192L237 193V195ZM244 194L247 195L246 193H244ZM76 195H77V199L75 197ZM234 195H235V193H234ZM84 196L87 197V198L85 197L86 200L85 199L82 200V198ZM209 196H207L206 198H209ZM260 196H263V194H261ZM71 197H73V198L75 197L76 201L78 199L79 200L81 199V203H80V201L79 202L77 201V203L79 204L78 205L76 203V201H73L72 199H71L72 201L71 200L69 201V198H71ZM88 197L90 198V201L89 202H88V200H89ZM212 197H213V195H212ZM212 197H210V198H212ZM221 197L224 198V196H221ZM233 197L234 196H232V200L236 196L234 198ZM242 197L244 198V196H242ZM255 197L257 198L258 196H256V194H255ZM226 198H228V197H226ZM215 199H217V198L216 197L214 198V200H213L214 203H215ZM239 199H240V202L239 203H242L241 197ZM246 199L247 198H244L242 200H245L246 201ZM257 199H256V201H257ZM209 201L210 200H208L206 203H208ZM225 201L226 200H224V203H226V204H224V206L223 205H221V206H223V207H225V206L229 207L228 206L229 204L227 205V202L228 201H226V202ZM254 201L252 203H254V207H255V202ZM69 202H72V205H74V207L73 206L71 207V205H70ZM74 202H75V204L77 206L74 204ZM90 202L92 204L94 203L96 205V207L92 209V206H91L92 204ZM129 202H131V204H132L131 206H130V204H128L130 207H128V205L126 206V203H129ZM234 202H236L235 199H234ZM0 203L3 204L4 202H1V199H0ZM87 203H89L90 206H88L89 204H87ZM231 203L232 202L230 201V205H231L230 207H232V205H237L238 206V203L237 204H235V203L234 204H231ZM244 203H246V202H244ZM263 203L262 202L261 203L259 202V204L261 205V207L263 206ZM80 204H82V205H80ZM217 204H218L217 205V207H218L219 206V203H217ZM204 205H205V203H204ZM209 205H208V207H209ZM246 205L247 204H245V206ZM125 206L128 207V208H125ZM221 206H219L218 208H220ZM248 206H246V207H248ZM2 207H3V205H2ZM89 207H91V208H89ZM123 207H124V209H122ZM243 207L244 206H242V208ZM203 208L205 209L206 207H203ZM213 208H215V207H213ZM242 208H240L237 211H240ZM248 208H246V209H248ZM118 209H120V210L122 209L121 210L122 212L120 211L121 212L120 214L119 213L117 214L118 211L115 213V211L118 210ZM199 209H200V212L201 213H199ZM209 209H212V208H209ZM246 209H243V210H246ZM253 209H256V207L253 208ZM0 210H1V207H0ZM217 210H215V211H217ZM225 210H227V208H225ZM225 210H222V211H225ZM235 210H234V212H235ZM258 210L261 211V212H264L262 208L260 210V207H259ZM4 211H7V210H4ZM250 211H251V209H250ZM252 211H254V210H252ZM255 211H257V210H255ZM259 211H257V213ZM205 212H206V210H205ZM220 212H221V210H220ZM261 212H259V213H261ZM207 213L210 214L211 216L213 215L212 212H210V213L209 212H206L205 215H207ZM238 213H240V212H238ZM254 213H255L254 215L256 216L257 213L256 212H254ZM214 214H215V216L217 215L216 213H214ZM219 214L220 213L218 212V215ZM223 214H224V212L222 213V215ZM240 214H242V212ZM261 214H263V213H261ZM137 215H139L141 217L140 220L136 219V216ZM239 215L236 214L235 216H237L238 218L241 219L242 216L239 217ZM209 216H208V218H210ZM257 216L259 217V215H257ZM37 217L40 218L39 221L41 220V223L38 221ZM75 217H73V218H75ZM226 217H227V215H226ZM28 218H31V219L29 220ZM57 218H60V219H62V218L64 219L65 218V219L64 220L62 219L63 220L62 221V220H58ZM88 218H89V220H88ZM164 218H166V219H164ZM213 218H215V217H213ZM220 218H221V216H220ZM72 219H70L69 221H71ZM92 219H91V222H92ZM215 219H213V220L215 221ZM217 219H216V221L218 222L220 219L219 220H217ZM231 219H233V218H230V221H232ZM254 219H256V218H254ZM261 219L260 218L259 219L257 218V220H261ZM55 220L58 221V222L60 221V222L58 223ZM205 220H207V219H204L203 218V222ZM228 220L229 219H227V221ZM74 221L75 220L73 219V222ZM88 221H89V225L86 226L87 223H88ZM31 222H29V223H31ZM55 222H56L57 225L55 224ZM157 222H158V220L156 221V223ZM258 222L256 223V226L253 225L254 227H257L256 229H258V226H259V225L257 226V224H259ZM67 223H68V220H67ZM100 223L98 222L97 224L99 225ZM160 223H158V224H160ZM168 223H170L171 226H168ZM52 224H54V225H52ZM75 224H78V222L75 223ZM106 224L103 223V225H106ZM204 224H203V227L205 226ZM209 224H211V223L209 222ZM209 224L207 225L208 227H209ZM215 224H213V225L215 226ZM231 224H233V223H231ZM240 224H241V222H240ZM25 225H27V224H25ZM219 225H221V223H219ZM222 225L225 227L224 224H222ZM243 225H241V226H243ZM77 226H79V225H77ZM106 226H108V225H106ZM217 226H218V224L216 225V227ZM232 226H234V225H232ZM25 227H27V226H25ZM25 227H24V230L26 229ZM91 227H92V225H91ZM216 227H214L215 230H217L219 228L218 227L216 229ZM224 227H221V228H224ZM181 228L183 229V231H181ZM209 228H212V227H209ZM241 228H244V227H241ZM241 228L238 229V230H241ZM262 228H260V226H259V229L260 230ZM59 229H62V227H59ZM127 229H128L129 232L125 231ZM206 229L207 228H205V230ZM224 229L226 230V228H224ZM245 229H246V227L244 228V231H245ZM247 229L250 230V228H247ZM33 230H35V229H33ZM57 230H58V228H57ZM70 230H72V229H70ZM76 230L77 229H75V233L76 232L78 233L79 232V229H78V231H76ZM102 230L98 231V233H100V232L103 233ZM219 230L220 229H218L217 232ZM225 230H223V231H225ZM227 230H226V232L229 233L230 231L228 232ZM249 230L247 231V233L250 232L252 229L250 231ZM20 231H23V232H20ZM86 231H88V228H87ZM28 232H29V229H28ZM123 232H120V233H123ZM142 232H144L143 233L144 234L143 236H141L142 235L141 234ZM145 232H148V233H145ZM36 233H39V232H36L35 231V234ZM62 233L63 232L61 231V234ZM213 233H214V231H213ZM219 233H220V231H219ZM219 233H215V235H218ZM222 233H224V232H222ZM19 234H20V236H19ZM78 234H77V236H78ZM82 234H79L78 237H80ZM31 235H33V233H31ZM41 235H42V237H41ZM67 235H68V233H67ZM83 235H85V233ZM83 235L81 236L82 239H83ZM88 235H89V233H88ZM122 235H124V233ZM225 235L227 236V234H225ZM244 235H245V232H244ZM250 235L252 236L251 233H250ZM101 236H103V235H101ZM104 236L106 237V235H104ZM256 236L259 237L258 234ZM256 236H254L253 239H255ZM263 236H264V232H263ZM68 237H70V236H68ZM118 237H119V235H118ZM223 237L220 238V239H223ZM75 238H74V240H75ZM147 238H148V235H147ZM167 238H165L166 241H167L166 243H169L168 240H167ZM227 238L228 239L229 238L231 239L232 237L230 235V237H227ZM227 238L225 239V242H226V240L228 241ZM246 238H250V237H246ZM26 239H28V238H26ZM26 239H25V241H26ZM109 239H111V238H109ZM154 239H151V240L153 241ZM234 239H231V240L234 241ZM77 240H78V238H77ZM81 240L79 241V243L81 242ZM92 240H93V238H92ZM92 240L90 238V241H92ZM95 240H98V237ZM114 240H115V238H114ZM141 240H142L143 243L141 242ZM212 240H213V238H212ZM27 241H29V240H27ZM50 241H48V242H50L52 244V240H50ZM54 241L57 242L56 239ZM83 241H84V242H82L83 245L80 243L82 245V247H81V245H79L80 246L79 247L80 248L79 250H80V257L82 255V258L84 260V262H83L84 264H108V262L110 260H108V262H107V254L105 252L107 250L106 249L107 247L103 246L104 245L102 243L103 240L102 241L100 240L99 243L97 244L98 245L97 246L98 251H96L97 248L95 249V247H94L95 251L97 252V255L95 254V251L93 250L92 244L89 243L90 241L88 240V238H85V240H83ZM157 241L159 242L160 240H157ZM230 241H228V242H230ZM245 241H247V239H245ZM63 242H64V240H63ZM120 242H121V240H120ZM149 242H151V241H149ZM228 242H226V244H229ZM238 242H241V241H238ZM258 242H259V240H258ZM71 243H75V242L74 241H71ZM92 243H93V241H92ZM140 243L142 244V248L141 247H138V246H140ZM166 243H163V244L166 245ZM172 243L171 244L169 243L168 245H172ZM237 243L235 242V244H237ZM29 244H31V243H29ZM29 244H27V245L30 246ZM63 244H65V243H63ZM66 244H68V245L70 244L69 243V239H68V241H67ZM78 244L76 243V244H73V245H78ZM124 244H122V246ZM180 244H182L183 246L180 245ZM23 245H24V243H23ZM126 245H125V247H126ZM231 245H233V243ZM245 245L247 246L246 242H245ZM251 245L253 246V244H251ZM36 246H37V244H36ZM46 246H45V248H47ZM58 246H59V241H58ZM58 246L55 243L52 246V252L53 253L49 251L50 253H52V256H54V257L56 256L58 258L57 259L58 261L61 259V258L59 259V257H63L64 256L62 253H64V254H66V253L68 254L69 253L70 255H72L70 253V249L72 248V245L71 246L69 245L71 247V248H69V252L67 250L68 249V246L67 245H64L65 247L67 246L66 248L65 247L64 248L62 247L63 249L61 248L62 251L59 250L60 248ZM151 246H152V244H151ZM75 247L76 246H74L73 248H75ZM125 247H124V249H125ZM149 247H150V245H149ZM163 247H164V245H163ZM173 247H176L177 248V246H174V245L172 246V248ZM166 248H165V250H166ZM169 248H171V247H169ZM169 248H167V249H169ZM172 248H171V250H172ZM25 249L26 248H24V250ZM30 249H32V247ZM72 249H71V251H72ZM75 249H77V247ZM151 249H152V247H151ZM247 249H249V250L247 251ZM63 250H64V252H63ZM140 250H142V252H143L142 254H141ZM152 250L154 251V249H152ZM251 250L254 251L255 253L252 252ZM258 250H261V248L258 249ZM58 251L62 252L61 255H63V256H60L59 255V257H58V255H57L58 254ZM158 251H159V249H158ZM77 252L79 253V251H77ZM138 252H140L141 256H140V254ZM144 252L147 253V254L144 255ZM167 252H168V250H167ZM113 253H116V252L113 251ZM137 254H139L138 256L140 258V262H138L139 261V258L137 257ZM149 254H151V253L149 252ZM41 255H43L44 257L41 256ZM68 255H66L65 257H67ZM142 255L144 257H146V258H144ZM164 255H165V253H164ZM173 255H175V254L173 253ZM230 255L231 256H234V258L233 257H225V256H230ZM52 256L50 255V257H52ZM167 256H169V253H168ZM65 257H63V258H65ZM108 257H110V258L112 257L113 258L114 255L113 256H108ZM141 257H143V258H141ZM52 258L50 260H52ZM82 258H81V260H82ZM115 258H113V259H115ZM156 258H157V255H156ZM78 259L80 260V258H78ZM158 259H160V258L158 257ZM166 259H167V261L169 260L168 258H166ZM173 260L174 259H172V261ZM262 260L264 262V258ZM54 261H55V259H54ZM254 261H255V263L253 262V264H260L261 263V262L260 263L258 262L259 261L258 260V257L256 259H254ZM170 262L171 261H169V263ZM157 263L159 264L158 260H157ZM169 263H166V264H169ZM63 264H64V262H63ZM65 264H66V262H65Z\"/></svg>",
	"mask_w": 264,
	"mask_h": 264
},
{
	"label": "rangeland",
	"instance_id": "rangeland-1",
	"mask_svg": "<svg viewBox=\"0 0 264 264\" xmlns=\"http://www.w3.org/2000/svg\"><path fill=\"white\" fill-rule=\"evenodd\" d=\"M21 1H22V0H21ZM21 1H20V2H21ZM38 1H39V0H38ZM40 1H41V0H40ZM42 1H43V0H42ZM53 1H54V0H53ZM64 1H65V0H64ZM64 1L62 0V2H64ZM67 1H68V0H67ZM67 1H65V2H67ZM69 1L73 2L72 0H69ZM79 1L81 2V0H78L77 2H76V0H75V2H76L77 4L74 5V8L76 7V8H78L79 12L81 11L80 13H81V18H82V19H83V17H82L83 12H85L87 6H88L89 4H91V3H92V4L89 5V7H92V8L94 9L95 13L98 14V16H99V13L102 12V11H103L105 14L108 13L110 16H111V13L113 12L112 15L114 16L116 12H114V11H111V12L108 11V10H111V9L113 10L112 7H114V6H115L114 9L119 8V9H117V10H119L118 12L122 11V12H124V13H125V12L128 13V11L130 10V8H129V10L126 9V10H128V11H124V8L130 7V6H126V7H124L123 10H122L121 8L125 5V4H123V3H121V4H123V5H121V7H120V5H118V7H117V6L115 5V4H117V3H116V2H117L116 0H115L116 2H114V0H108V2L105 0L107 3H110L111 1H113V3H115L113 6H112V4H109V5H108V6L111 7V9H108V10H107L108 12H107L106 10H100V11H99V9H107V8H109L108 6H107L106 8H100V7L103 6V4H104L105 1L102 2V1H100V0H95V1H92V0H91L92 2L89 3V0H82V3H83V4H81ZM109 1H110V2H109ZM118 1L120 2V0H118ZM140 1H142V0H139L138 3H139ZM146 1H147V0H143V3H140V4L143 5L144 3H146ZM148 1H149V3L144 4L143 6H141V5L139 6V5H138L139 7H142V12H141L140 8H138V7L136 8V7H135L136 5H135V2H134V6H133V7L136 8V9H133L132 6H131L132 10H134V11L130 10V12L128 13L130 16L127 15V14L125 13V18H124V17H122V16L124 15V13H121V12H120L121 14H120V13H119V14L116 13L117 16H116V15L114 16V17H115V20H116L117 17H119L120 19L117 18V22H118L119 25L117 24V22L114 21V22H115V23H113L114 26L116 25V26H117V29H119V31H120V30L123 29V28H122L123 26H125V25L127 26L129 23H131L130 21H132V20H134L136 17H138L139 20L136 18V19H137V20L135 19L136 21H138V22L143 21L142 19H144V21L141 22L140 24H139L138 22L134 21V22H136V25H135V23H133V21H132L133 26H136V27H133V28H132V24H130L131 26L128 25V26L126 27L127 30H125V32H126V31H129V32H126V33L123 31V30H124V29H123V30H122V32H123L122 35H124V38L127 39L128 34L130 33V34H129L130 39H132V38H133V39L136 38V39H144V40H148V39L151 37L150 39L153 40V39H159V38H157V37H160V39H163V40H166V39H167V40H171V38H172V39H173L172 42L175 41V44H177V42L179 43V41H181V40H182L181 42L184 41V43H185V40L188 39L190 42L187 40V41L189 42V43H187V41H186V43H187L188 45H187V48H185V49H189V51H191V52L194 51L195 53L193 52V54H194V55L196 54V56H197V55H201V54H203V51H202V50L204 49V51H206V52H204V53H206V54H205V55L203 54V55H201V56L209 57V58H211L210 60L213 59V61L210 62V65H211V63L214 62V63H213V65L215 66L214 69H215V71H216V73H217V75L214 74V78H215V79H218V81H216L217 83H215V85H214V86H216V87L214 88V86H213V90H212V91H210L211 89L207 90L208 87L211 88V86L208 85V83H207L206 86H203V87H202V89H204V90H203V94H204V96H206L205 93H207L208 91H209L210 93H211V92H213V93L218 92V93L216 94V97H217V98H216V99L214 98V99H215L214 102H215L216 100H218L220 97H221V100L219 99L218 102H215V103H217V104H215V106H214V107L216 108V110H217V111L215 110V111H216V112H215V116H216L218 113H220V112L223 113V114L225 113L226 115L224 114V116H228V117L223 118L224 116L220 113L223 117H222V116H219L220 114H218L217 117H216V120H218L219 118H220L219 120H221V119L223 120V121L221 120V121H218V122L216 121L217 125H219V126H217V127H219V128L216 127V128L218 129L217 133H220V134H221V135H220V134H216V138H217V139L215 138V141H216V142L214 141V142H215V145H214V146L217 145V147H216V151H215L214 153L212 152L211 149H212L213 145H212V147L210 148V147H209V144H210V143H209V144L206 143V144H208V147H209V148H208V147H207V148L205 147V150L202 151V149H204L203 146H207L206 144L204 145V143H203V141L206 140L203 136H206V135H205V134H204V135L202 134V135H203V136H202L203 138L200 137V138L203 140V141H201V139H200V142H202V143H199V141L196 140V137L200 136L201 134L198 135V136H195V135L198 133V131H196V130L199 129V126L202 127V129H200V130H203V131L201 132V133H203V132H204V128H203V126L206 127V125H208V124H206V125L201 126L200 123H201V118H202V117H204V118L206 117V116H204V112L208 111V109L210 108V107H208V109H207V105H208L207 103H208V102L212 103V102H211L212 100L210 101V99H207V98H206V99L208 100V102H207V103H206V101L204 102L203 99H205V98L202 97V96H203V95L201 94L202 92L199 93V95H201V97H199V95L197 94V93H198V89L196 88V89H197V91H196V92H197L196 95H198V96H196V95L194 96L195 91H192V92H189V94H192V95H190V97L193 99V101L195 100V102H196V100H197V101H198V100L201 101V103H200V101H198L200 104L197 102L198 105H197V103H196L197 106L200 105V107H202L201 105L205 103V105H203V107L206 108L207 110L204 111L203 107L200 108V109H198L199 107H197L196 110H193V109H192V111H191L190 108H194V102L191 101V98H190V100H189V97H186V96H188V95H185V94H187V93H185V92H187V91H189V90L191 91V89H192L191 85H192V84H193L192 86H193L194 88H195V85H196V86L199 85L198 88H199V87L201 88V86H200L201 84H200V83L203 81L202 79H204V76H205V78H206L207 76H210V72L208 73V71H210V70H207L208 67L210 66V65L208 66L210 60L208 61V64H207V63H206L207 61H205L206 59L204 60V58L202 57V59H203L202 62L204 63V61H205V63H204V64H201V65H200L201 67H200V66H198V67L202 69V68L205 66V67L203 68L202 71H205V70H206L207 72H206V71L203 72V73H205V74L199 73L198 76L200 77L201 82H200L199 84H197V83H196L197 80L195 79L196 81H195V80H194V81H195L196 84H194L193 79H192V81L190 80L191 78L189 79V81L187 80L188 82L186 81L187 78H186L185 80H184L183 78H182L183 80L180 79L181 81H186V82H183V83H186V84H187V85H185V86H187L186 91H185V92H184V91H181V93H183L182 96L185 95V96H183V97H185L184 99H187L188 102H191V103L186 102V103H188L187 105L190 106V107H188V108H189L188 110H190V111H188V112H189L188 114H189V116L191 117V119L193 118L194 121H195V120H197V121L200 120V122H198L199 125H197V123H196V125H197L196 128H197V129L194 130L195 133L197 132L196 134L193 132L192 125H191V124L194 122L193 120H191V121H193V122L190 123V126H191V130H192L191 134H192V133L195 134V135H193V137H195V138H193V139L196 140V143H195V141L193 140L194 144L192 143V144H193L192 147H193L194 149H195V148H200V149H201V154L204 155V158H203V156H202V158L204 159V161L206 160V162H205L206 164H205L204 161L202 160V162L204 163L203 166H204V165L207 166V167L204 166V170H205V168H206V170H205L204 172L207 171V173H204L205 175L203 176V180H204V181L206 180V181H205L206 186H207V182L209 183V185H211V183H210V179H211V177H210V175H209V174H210V173H209L210 171L207 170V169H210V168H211V165H210V166L207 165V164H209V163L211 164V162L208 161V160H209V157L211 158V156H214L213 154H216V153H217V154L215 155V156H217V157L214 156V157H215V159H214L215 161H214V162H216V167H215V168L218 167V168L216 169V171H215V174H216V175H215V178H214V179H215L214 182L217 184L218 187L215 185L216 187H214L213 190H210V187H208L209 189H207V187L204 188L205 191L210 190L209 193L212 194L213 197H212V195H211V196L206 195V196L204 197L203 205L201 204V206H202V208H203V207H206L207 209H206V208H205V209L203 208V209H204V210H203V209L200 207V208H201V212H204L203 214L200 212V209H199V213H201V215H202V216H201V227H202V229H201V231H202V233H201V238H202L201 241H203V244H205V245L208 244L207 246H209V244H210V245H214L215 248L220 249V248H222V246H223V245H220L221 243L223 244V242H224V243L226 244V242H228V241H230L231 239H234V238H235L234 241L231 240L230 242H228L229 244H226V245L224 244L223 247H226V246H227V247L237 246V247H235V248H239V249H240L241 247H243V249H245V247H248V245H249L248 242H249V243H250V245H249V248H250V249H252V248L254 249V248H257V247H258V248L255 249L254 251H258V252L261 251L262 253H264V236H263V232H264V230H263V229H264V215H263V214H264V212H261V211L258 210L259 207H260V210H261V208H262L263 211H264V207H263V206H264V203H263V202H264V198H263V197H264V186L261 185V184H264V171H263V170H264V165H263V164H264V147H263V146H264V126H263V125H264V120H263V119H264V118H263V116H264V111H263V109H264V105H263V104H264V101H263V100H264V98H263V97H264V89H262V88H264V70H263V69H264V66H263L264 64H262V63H264V57H263V56H264V55H263V54H264V52H263V51H264V49H263V48H264V46H263V45H264V38H263V36H264V29H262V28H264V27H263L264 24H262V23H264V22H263V21H264V15H263V14H264V10H263V9H264V0H263V2H262V0H252V1H251V0L249 1V0H248V2H250V3L246 2L247 0H245V1L242 0L241 2H242L243 4L245 3V4H244V7H241L243 4H240V3H241L240 0H235V1H237V2L239 1L238 4H236L237 2H235L234 0H230L229 2H228V0H225V1H227V2H225V5H226V3H227V4H228V3L231 4V1H232V4L229 5L230 8H228L227 5L224 6L220 0H217L218 2L215 1V0H213V1H212V0H198V1H200V2H198L197 0H193V1H192V0H185L186 2H185L184 0H182V1H184L185 3L182 2L181 0H180V3L178 2L179 0H178V1H177V0H175V1L171 0V1H173V2H176V1H177V4H176V3L173 4V2L171 3V1H169V0H166V1L164 0L165 3H166V6H165V3L162 2V0H161V2H162V4H163L162 6H161V3H160V0H159L160 5H159V3H158V0H157V1H156V0H148ZM148 1H147V2H148ZM150 1H151V2H150ZM168 1H169V2H168ZM189 1H191V3H190ZM206 1H207V2H206ZM211 1H212V6L210 5ZM219 1H220V2H219ZM222 1L224 2V0H222ZM30 2H31V1H30ZM36 2H37V0H36L34 3H36ZM43 2H44V1H43ZM47 2H48V1H47ZM47 2H46V3H47ZM50 2H52V1H50ZM75 2H74V3H75ZM87 2H88V3H87ZM93 2H94V3H93ZM96 2H97V3H96ZM136 2H137V1H136ZM196 2H197V3H196ZM208 2H209V3H208ZM215 2H216V3H215ZM252 2H254V3H252ZM256 2H258V3H256ZM26 3H28V2H26ZM26 3H25V2H24V4L22 3V4H23V5H22V8H23V6H24ZM37 3H38V2H37ZM40 3H41V2H40ZM101 3H103V4H101ZM107 3H106V4H107ZM168 3H169V4H168ZM182 3H184V4H182ZM9 4H10V2H9ZM19 4H21V3H19ZM28 4H29V3H28ZM28 4H27V5H28ZM30 4H31V3H30ZM42 4H43V3H42ZM48 4L51 5V3H47V5L44 4L45 6L48 7V8L45 7V8H47V10H50V8L53 9V7H55L56 5L58 6V4H56L55 6H53V5H54V3H53L52 7H49ZM64 4L66 5V3H64ZM68 4H70V3L68 2ZM80 4H81V5H80ZM84 4L86 5V7H85ZM96 4H97V5H100V6H97ZM119 4H120V3H119ZM149 4H150V6H152V8L149 7V6H148V7H149L150 10L153 9V12H152L153 14H151L150 11H149V14H148V8H146V7H147V5H149ZM167 4H168V5H167ZM172 4H173V6L175 5V6H174V7H175L174 9H173ZM213 4H214V7H213ZM246 4H247V5H246ZM251 4H252V5H251ZM258 4H259V5H258ZM260 4H261V5H260ZM16 5H17V9H20V8H18V7H21V6H20V5L18 6V4H16ZM65 5H61V6L64 7ZM83 5H84L85 8L81 7V6H83ZM104 5H105V4H104ZM170 5H171V6H170ZM193 5H194V6H193ZM209 5H210V6H209ZM232 5H233V6L236 5L235 7H238V6H239V7H238L237 9L234 8L233 10L236 9V11H233L232 8H231ZM262 5H263V6H262ZM5 6H6V5L0 6V11H2L1 9H4ZM9 6H10V5L7 4V7H8L9 9H7V8L4 9V12H3L4 15H5V14H7L6 16L10 15V16H9L10 18L12 17V15H15V14L18 15L17 12H18L19 10L17 11V10L15 9V10L17 11V12H15V11L13 10L15 7L13 8V7H11V6L9 7ZM30 6H31V5H30ZM38 6H41V5L39 4ZM70 6H71V5H70ZM70 6H66V7H70ZM78 6H80V7H78ZM95 6H97L98 9L95 8ZM145 6H146V7H145ZM159 6H160V7H159ZM164 6L166 7L165 9H167V10H168V7H167V6H169V7H170L169 9H170L171 11L168 10L169 12H168V11L165 12V9H162V8H164ZM259 6H261V7H260L261 9L259 8ZM27 7H28V6H27ZM27 7H26V8H27ZM33 7H34V6H33ZM33 7H31L32 10H33ZM36 7H37V4H36ZM36 7H35V8H36ZM58 7H60V6H58ZM71 7H72V6H71ZM116 7H117V8H116ZM210 7H211V8H210ZM217 7H220V8H221V7H222V8H223V7H224V8L227 7V8L224 10V13H221V12H223V9H224V8H223L222 10H221V9H217V10H218V11H217V10H216ZM240 7H241V8H240ZM254 7H255V8H254ZM10 8H11V9H10ZM12 8H13V9H12ZM24 8H25V7H24ZM29 8H30V7H29ZM41 8H44V6L42 5ZM41 8L39 9V12H40ZM55 8H56V7H55ZM74 8H73V10H72L73 12L75 11ZM79 8H80V9L83 8V9L80 10ZM209 8H210V9H209ZM250 8H251L252 10H254V11H252ZM262 8H263V9H262ZM6 9H7V10H6ZM27 9H28V8H27ZM27 9H25L26 12H27ZM52 9H51V11L53 12ZM56 9L59 10V8H56ZM96 9H97V10H96ZM137 9L140 10L141 14H140V12H138ZM146 9H147V10H146ZM160 9H162V10H160ZM227 9H229V10H228L229 12L227 11ZM230 9H231L232 11H231ZM240 9H241V10H240ZM244 9L247 10V11L245 10L246 13H245ZM28 10H29V9H28ZM30 10H31V9H30ZM30 10H29V12H30ZM32 10H31V12H32ZM35 10H36V9H35ZM35 10H34V11H35ZM43 10H44V9H42V11H43ZM47 10H45V11L48 12ZM69 10L71 11L70 8H69ZM76 10H77V9H76ZM78 10H77V11H78ZM117 10H115V11H117ZM135 10H137V11H135ZM143 10H144V11H143ZM159 10H160V11H159ZM215 10H216V11H215ZM220 10H221V12H220ZM250 10H251V11H250ZM255 10H257V11L260 10V11H261L260 13H259V11H258V14H260V15H258L257 17H256L257 12L255 13L256 15L254 16V12H255ZM22 11H23V10H22ZM37 11H38V9H37ZM56 11H57V10H56ZM70 11L67 12V16H66L65 18H64V17H63V18H60V15H61L62 13H60V14H56V13L54 12V13H55L54 16H55V18H56L57 20H51L50 17H52V19L54 18L53 16H51V14H52L51 12H49V13H51V14H49V16H48V13L46 14V16L49 17V18L43 17V16H42V13H44V12H40V14H41V18H40V19H38V18L40 17V15H39L38 13H36V12H35L36 14L33 13V15L35 14V18H36V20L34 19L35 22H37V19H38V22H39V20H40V25L42 24V27H41L39 24H38V25L35 24V22H33L34 20H33V19H30V18L28 17L27 22H28V23L30 22V24H28V23H26V22L24 23V24H26V27H27L26 29H27V30H28V28L31 29V23H32V22L34 23V24L32 23L34 26L32 25L33 27H32L31 30H33V29L35 30L36 28H37V30H38V29H39L38 26L41 27V28H40L41 30L39 29L40 31H34V30H33L34 32H37L36 35H35V33H34L33 31L30 32L31 30H28V31H27L28 34H29V32L32 33V34H30V37L28 36L29 39H30V38L33 39L32 36H34V38L36 37L34 40H36L37 37H38V35H40V37H38V39H39V38H40L41 40L44 39V41L42 40V42H40V41H39V42H40L41 44H42V43H43V44L45 43L47 46H42L40 43H37V42H38V39L36 40L37 42H36V41H34V42L32 41L33 43L36 42L37 44H39L38 47H37V50H38V48H40V51L38 52V51L36 50V48H35V46H37V45H36V44H32V43L30 42L31 40H29V41H28L29 43L27 44V48H28V50H27V48H26V51H25L24 54L27 55V53L30 52V51L32 50V48H33L34 52H33V54H32V52H31V55H32V56L34 55V59H36V58H37L36 55H38L39 58H37V59H40V60H38V62H41V63H39V64L43 65V64H42V62H43L45 66H48V63H47V65H46V64H45L46 62H44V61L47 60V62H48V60L50 61V59H52V58L55 59V60H57V59H58V56H57V55H58V53H59L60 50H61L60 55H61V53H62V54H65V53L63 52V51H64L63 49L66 50V48H67L68 50H70L71 52H73V51L75 52V50H76L77 52H78V51H80V52H84V51L93 52L95 49L90 48V46L83 45V43H82L83 40L86 41L85 39L88 38V37H91V38H88V39H93V36H94V39H95V38H96V39H97V38H103V36H104V38H111V37H113V36L117 33L116 31H118L117 29H114V28H113V27H114L113 24H111V26L106 24L105 21H107V20L110 18V16L103 14V12L100 13V15H102L101 17H102L103 20H105V21L103 22L102 20H100L101 22H99V23H100L101 26H99V25L97 26V25H96V24H98V23H97L98 21H95L96 23L94 22V24H95V26H96V29L99 30V31L97 30V32H94V33H92V32H93L94 30H96V29H95V27H94V28H93L94 30H93L92 27H90L92 24H89V23L86 21V19H84V20L86 21V22H85V21L82 20L80 17H78L79 19L75 17V18L78 20V22H79V21L81 22V23L79 22L81 28H80L79 31H78L77 28L79 27V26H78L79 23H78V22H77V23L75 22L76 24H78V25H76V26H77V28H76V26H75V24H74V22H73L74 20L72 21V19H74V17L72 18V15H73V14H76V13H72L71 15H69V14H70ZM94 11L92 10V13H94ZM105 11H106L107 13H106ZM131 11H132L133 13H135V15H137V14H138V15H137L136 17H134V15L131 14ZM145 11H147V12H145ZM210 11H212V12H211V15H212V14L214 15V16L212 15L214 18H212L213 20H211L213 23L210 21L211 18H209V17H211V15H210ZM225 11L228 13V15H229V13H232V12H233V13L230 14V15H229L230 17L228 18V17L226 16L227 14L225 15ZM237 11H238V12H237ZM241 11H242V12H241ZM243 11H244V13H243ZM14 12H15V14H13ZM20 12H21V11H20ZM23 12H24V11H23ZM23 12H22V13H23ZM75 12H76V11H75ZM79 12H77V13H79ZM98 12H99V13H98ZM159 12H162V13L160 14ZM163 12H165L166 14H163ZM167 12H168V13H167ZM171 12H172V14H169V13H171ZM215 12H217L216 14H218V12H220V14L225 15V17H224V16L222 17V15H220V14H219V15H216ZM239 12H240V13H239ZM250 12H251V14H249ZM1 13H2V12H1ZM24 13H25V12H24ZM24 13H23L22 15H24ZM80 13H79V14H80ZM136 13H137V14H136ZM234 13H238V14H236L238 18H239V16H242V18L240 17L241 21H240V19L238 20V18H236L237 21L239 22V24L242 23V22H243L242 24H246V25L249 24V23H251L253 26H251V24H250V25H248L247 28L250 29V27H252L253 29H251V30L249 31V29H246V26L244 27V25H242L243 27H241V25H240V27H239V24L236 23V22H237L236 19H233V18H235V16H236ZM242 13H243L244 15H246V16H249V15H250L251 18H250V17H245L244 15H242ZM247 13H248L249 15H247ZM261 13H263V14L261 15ZM97 14H95V15H97ZM143 14H145V16H146V14H147V15H150V14H151V15H152V18H153L154 16H156V17L154 18V20H155V19H157V20H155V22L152 23V21H154V20H151L152 18H151L150 16H148V18L150 17L149 20H151V21L147 20V19H148V18L146 19L147 16H146V17H143ZM159 14H160V15H159ZM167 14H169L170 17L172 16L173 18L171 17L172 19H171V18H168V19H167L166 17H169V15L167 16ZM252 14H253V15H252ZM0 15H1V14H0ZM25 15H26V14H25ZM27 15H28V14H27ZM30 15H31V13H30ZM30 15H29V16H30ZM33 15H32V16H33ZM36 15H37V16L39 15V17H36ZM43 15L45 16V13H44ZM52 15H53V14H52ZM120 15H122V16L120 17ZM126 15H127V17H130V20H129V18L126 17ZM131 15L134 17V19H133V18L131 19V17H132ZM139 15H140V16L142 15V17H140ZM162 15H163V16H162ZM164 15H166V16L164 17ZM209 15H210V16H209ZM233 15H234V16H233ZM238 15H239V16H238ZM68 16H69V18H67ZM73 16H74V15H73ZM79 16H80V15H79ZM98 16H96V17L98 18ZM103 16H105V17H103ZM106 16H107V18H106ZM113 16H112L110 19H112ZM158 16H159V20L162 21V22H160V21L157 22V21H158ZM175 16H176V18H175ZM192 16H193V17H192ZM201 16H202V19H203V20H204V18L207 19V17H208V23L211 22V25L213 24V26H216V27H213V26H211V25H208L207 23L205 24V20H206V19L203 21L202 19H200ZM216 16H217V18H215ZM218 16H221V17L218 18ZM15 17L17 18V16H15ZM21 17H22V16H21ZM101 17L99 16V18H101ZM162 17H163V18H162ZM252 17H253V18L256 17V19H253ZM259 17H262V19L259 18ZM3 18H5V17H3ZM7 18H8V17H7ZM12 18H13V17H12ZM33 18H34V17H33ZM42 18H43V19H42ZM55 18H54V19H55ZM66 18H67V19H66ZM71 18H72V19H71ZM105 18H106L107 20H106ZM140 18H141V19H140ZM161 18H162L163 20H161ZM189 18L191 19V21H190ZM196 18H198V19H196ZM224 18H225V20H228V21H225V22H224V21H223ZM243 18H244L246 21H247L248 18H249L250 20L248 19V22H247V23H244L245 20H244ZM246 18H247V19H246ZM257 18L261 20V22L259 21L260 23H258L259 25L256 23V22L258 21ZM21 19H22V18H21ZM29 19H30L31 21H32V20H33V21L31 22ZM44 19H45V20L48 19V20H46L47 22H48L49 20H51L52 22H53V21H57V22L59 21V22H63V23H68V22H70V23H68V25H70L71 23H73V24H74L73 29L76 28L78 32H77V31H75L76 33H73V32H72V34H75V36L73 37V35L71 34V35H72V37H71L69 33L67 34V31H68V30H67V27H68V26H66V27L63 26V28L60 27L61 30L64 29V27H65L66 30H65V29L62 30V31H61L62 33H61V32H60V28H58L59 30H57V27L55 26V24L57 23V22H56L55 24L53 23V24H54L53 26L56 28V30H57L58 33L56 32L55 29H54L55 32L52 31V28L50 27V25H49V23H48L47 27H50V28H51V29H50V30H51V33H50V31H48L47 34H46V32H44V31H47L48 28H47L46 25H45V24H47V22H46ZM70 19H71V20H70ZM76 19H75V21H76ZM80 19H81L83 22L87 23V24L85 25V23H83ZM110 19L108 20L109 22H107V23H110V21H111ZM122 19H125V20H122ZM145 19H146L147 21H146ZM165 19L168 20V21H166ZM218 19L221 20V21L219 22ZM232 19H233L234 21H236V22L233 23ZM251 19H252V20H255V22L253 21V23H252V22H251ZM113 20H114V18H113ZM113 20H112V22H113ZM127 20H128V23H126L125 25L122 26V24H124ZM169 20H170L171 22H170ZM172 20H173V21H172ZM200 20H202V21H200ZM215 20H218V21H216V24H217V22H218V24L220 23V25L222 24V26L219 25V26H220V27H219L218 25L214 24ZM13 21H14V20H13ZM22 21H24V20L22 19ZM119 21H120V22H119ZM121 21H123V22H121ZM174 21H176V22L174 23ZM180 21H182V22L184 23V25H186V28H187V29L184 27V25H183V26H179V24L182 23V22L180 23ZM185 21H186V22H185ZM196 21H198V22H196ZM199 21H200L202 27L198 24ZM11 22H12V21L9 20V23H11ZM42 22H43V23H42ZM52 22H51V26H52ZM90 22H92V21H90ZM146 22H148V24H147ZM163 22H164V23H163ZM177 22L179 23L178 25H177ZM188 22H189V23H188ZM191 22H192V25H194V27H195V28L193 27V28H194V32H193V30H192L193 28H192ZM194 22H195V23H194ZM12 23H13V22H12ZM12 23H11V24H12ZM103 23H105L106 25L103 24ZM142 23H143V25L146 26L145 29L149 26L148 28H150V29L147 28V30H148V31L150 30L151 34H150V32L146 31L145 29L143 30L144 26L142 25ZM150 23H151V24H150ZM168 23H169V24H168ZM183 23H182V24H183ZM186 23H187V24H186ZM196 23H197V24H196ZM224 23H225V24H224ZM235 23H236V26L234 25ZM254 23H256V26H258V28L260 27L259 30L257 29L256 26H254V25H255ZM73 24H71V25H73ZM102 24H103L104 26H103ZM137 24H138V25H137ZM153 24H154V25H153ZM165 24H167V25H166L167 27L165 26ZM174 24L177 25L178 27H176ZM188 24H190V25H188ZM203 24H205V27H206V25L208 26V27H206V30H207V28H208L209 31H210V30H212V31H210V32H208V31L205 32L206 30H205V27H204ZM261 24H262V25H261ZM28 25H30V26H28ZM44 25H45V26H44ZM56 25H57V24H56ZM152 25H153V26H152ZM171 25H172V26H171ZM197 25H198V27H196ZM35 26H36V27H35ZM57 26L59 27V25H57ZM82 26H83L84 28H82ZM105 26H107V27H105ZM109 26L111 27V28H110V29H111L110 31H109V28H108ZM112 26H113V27H112ZM116 26H115V28H116ZM121 26H122V27H121ZM137 26H138V27H137ZM140 26H141V27H140ZM150 26H152V28H151ZM154 26H155V28H154ZM156 26H157V27H156ZM164 26H165V27H164ZM168 26H169L171 29H169ZM189 26H190V28H189ZM209 26H211L210 28L213 27V29H210ZM224 26H225V27H224ZM237 26H238L239 28H238ZM249 26H250V27H249ZM261 26H262V27H261ZM44 27H45V28H44ZM89 27L91 28L92 31L89 29ZM102 27H104L105 29H106V28L108 29V30H106L107 32L104 33L105 35H102V34H103V31L105 30V29H103ZM128 27H131V29H133V31H132V30H128V29H130V28H128ZM179 27H180V28H179ZM182 27H183V28H182ZM200 27H201L203 30H202ZM233 27H236V28H238V29L233 28ZM43 28H44V30H43ZM87 28H88V29H87ZM112 28H113V30H115V31H114L115 33H114L113 35H110V34H112V32H113ZM120 28H122V29H120ZM124 28H125V27H124ZM126 28H125V29H126ZM164 28H165V29H164ZM167 28H168V29H167ZM172 28H173L174 31L172 30ZM181 28H182V29H181ZM184 28L186 29V31L184 30ZM191 28H192V29H191ZM196 28H198V29L196 30ZM218 28H219V29H218ZM46 29H47V30H46ZM69 29L72 31V26H71V28H70V26H69ZM82 29H83V30H82ZM84 29H86L88 33L84 32V31H86V30H84ZM102 29H103V31L101 32ZM154 29H155V30H154ZM163 29H164V30H163ZM166 29H167V31H168V32H167V35H166V32L164 33V31H165ZM177 29H178V30H177ZM179 29H180V30H179ZM214 29H215V31L213 32ZM224 29H225V30H224ZM233 29H235V31H234ZM239 29H240V30H239ZM241 29H242V30H241ZM255 29H256L257 31H256ZM74 30H75V29H74ZM74 30H73V31H74ZM81 30H82L83 32H82ZM88 30H89V31H88ZM134 30H135V31H134ZM151 30H152V31H151ZM156 30H157V31H156ZM175 30H176V32L178 31V32H180V33H181V31H183V30L185 31V32H183V34L181 33L182 36L177 32V35L179 34V35L181 36V39H180V37H178V39H180V40H178V39H177V35H175V33H173V32H175ZM189 30H192V32L189 33V32H188ZM195 30L198 31V32H197L198 34L200 33V30H202V32L205 30L204 33H207V38H205L206 34H205V36H204V33H201L200 35L195 34ZM217 30H219V31L222 30V31H221L222 33L218 31L219 34H220V36L222 35L221 37L218 36V35H219L218 33H216ZM227 30H228V31H227ZM237 30H238V31H237ZM245 30H246V31H245ZM252 30H253V31H252ZM42 31H43L45 34L42 33ZM71 31H69V32H71ZM90 31H91V33H89ZM108 31H109V32H108ZM111 31H112V32H111ZM143 31H144L145 34L143 33ZM226 31H227V32H226ZM236 31H237V32H236ZM239 31H240V32H239ZM242 31H243V32H242ZM259 31H261V32L263 31V32L261 33L260 36H259V34H260ZM38 32H39V33H38ZM40 32H41L42 36L46 35L48 39L45 40V38H46L45 36H44V38H42ZM98 32H99V33H98ZM104 32H105V31H104ZM133 32H134V33L137 32V34H140V33H141L140 38H138L139 35H138V37H137V36H136L137 34L134 35ZM147 32H148V33H147ZM159 32H160V33H159ZM170 32H171V33H170ZM187 32H188V33H187ZM223 32H224L225 34H224ZM230 32L233 33V34H231ZM235 32H236L237 34H236ZM238 32H239L240 34H242V36H244V35H245V36H244V37L240 36V34H239ZM249 32H253V33H249ZM255 32H256V33H259V34H258L257 36H254V35H255ZM48 33H50V34H48ZM52 33H55L56 35H55V34H52ZM78 33H79V34H78ZM80 33L83 34V35H81L83 39H81V38L78 39V37L80 36ZM84 33L87 35V37H86L85 39H84V37H85V34H84ZM108 33H110V34L108 35ZM124 33H125V34H124ZM142 33H143L144 35H143ZM146 33H147V34H146ZM161 33H163L164 35L168 36L170 39H168L166 36H164V35L161 34ZM168 33H169V34H168ZM186 33H187L188 37H187ZM192 33H194V35H193ZM234 33H235V34H234ZM51 34H52L53 36H52ZM64 34H65V35H64ZM76 34H78V36H76ZM157 34H158V35H157ZM171 34H172V35L174 34V35L172 36ZM189 34H191L190 36H191L192 39L195 38L194 40H195V42H197L196 45L199 44L198 41L201 40V42H200V44H199V47H198V45L195 46V48L193 47L195 43H192V42H194V41H192V39L189 37ZM209 34H211V35H209ZM217 34H218V35H217ZM223 34H224V35H223ZM229 34H231L230 37H228ZM243 34H244V35H243ZM262 34H263V35H262ZM48 35H49V36H48ZM50 35H51V36H50ZM54 35H55V36H54ZM107 35H108V37H107ZM126 35H127V37H125ZM131 35H134L135 37H131ZM142 35L144 36L143 38H142ZM152 35H154V36H152ZM169 35H170V36H169ZM185 35H186V36H185ZM192 35H193V36H192ZM213 35H214V36H213ZM215 35H217V36H215ZM226 35H228V36H226ZM233 35H235V36L233 37ZM249 35H250V36H249ZM59 36H61V37L59 38ZM67 36H69V37H67ZM81 36H80V37H81ZM83 36H84V37H83ZM110 36H111V37H110ZM116 36H117V39H118L119 37H120V38H123V37L120 36V32H119V35H118V33H117V35H115L113 38H115ZM118 36H119V37H118ZM161 36L164 37V38H162ZM171 36H172V37H171ZM183 36H185L184 38H187V39H185V40H184V38L182 39ZM194 36H195V37H194ZM209 36H213V37L209 38ZM224 36H226L225 39L227 38V40L224 39ZM251 36H252V38H251ZM174 37H175L177 40H176V39L174 40ZM214 37H215L216 39H215ZM217 37H218V38H217ZM231 37H232V38H231ZM67 38H68L69 40H67ZM70 38H71V40L73 39L72 43H71V41H70ZM75 38H76V41H77L76 44L78 43L79 45H78V44L76 45V44L74 43V42H75V40H74ZM208 38H209V39H213V40H215L214 43H213V41H212V42H209V41H211V40H209ZM221 38H222V39H221ZM229 38H230V39H229ZM243 38H244V39H243ZM245 38H247V39L245 40ZM80 39H81V40H80ZM128 39H129V38H128ZM150 39H149V40H150ZM220 39H221V42H220ZM236 39H237V40H236ZM254 39H255V40H254ZM51 40H52L53 42H52ZM59 40H62V41L60 42ZM78 40H79V41H78ZM216 40H217V42H216ZM218 40H219V41H218ZM224 40H225V42L229 40V41L227 42L229 47H227V44H226V43H224V45L221 46V43L223 44ZM46 41H47V42H46ZM50 41H51V42H50ZM80 41H81V43H80ZM176 41H177V42H176ZM191 41H192V42H191ZM207 41L209 42V44H208ZM222 41H223V42H222ZM242 41H243V43H242ZM244 41H245V42H244ZM246 41H247V42H246ZM261 41H262L263 43H262ZM203 42H204V43H203ZM205 42H207L206 45H205ZM250 42H251L252 44H251ZM30 43H31L32 45H31ZM53 43H54V44H53ZM55 43H56V44H55ZM60 43H62V44H60ZM73 43H74V44H73ZM190 43L193 44V46H192ZM201 43H202V44H201ZM210 43L214 44V46H216V47H215L216 49L214 48V46L212 47V45H211ZM215 43H219V44H220V45H219L220 47L218 46V44L215 45ZM245 43H246V44H245ZM256 43H257V44H256ZM258 43H259V44H258ZM260 43L262 44L261 46H260ZM45 44H44V45H45ZM59 44H60V46H58ZM180 44H181V43H180ZM189 44L191 45V47H189V46H190ZM231 44H232V45H231ZM241 44H242V45H241ZM33 45H34V46H33ZM52 45H53V46H52ZM61 45H62V46H61ZM225 45H226V46H225ZM247 45H248V47H247ZM51 46H52L53 48H50ZM172 46H173V48H174L175 45H172ZM183 46H184V45H183V43H182V47H183ZM185 46H186V45H185ZM202 46H203V47H202ZM207 46H208V49H207ZM238 46H239V47H238ZM245 46H246V47H245ZM250 46H251V47H250ZM41 47L43 48L44 51L42 50ZM48 47H49V48H48ZM176 47H178V46L176 45L174 49H173L172 47H171V48L169 47V51L171 50L172 53H174V51L176 52V51H177V50H176ZM179 47H180V46H179ZM179 47H178V48H179ZM182 47H181V48H182ZM210 47H211V48H210ZM225 47H227V48H226V51H227V50H228V51L230 50L229 52L227 51L228 54H226ZM231 47H232V48H231ZM240 47H241V51H243V49H244L243 52H244L245 55L243 54V52L240 53V51H239V50H240ZM243 47H244V48H243ZM260 47H261V48H260ZM262 47H263V48H262ZM29 48H31V50H29ZM34 48H35V49H34ZM59 48H61V49L59 50ZM190 48H193V49L190 50ZM202 48H203V49H202ZM223 48H224V49H223ZM233 48H234V49H233ZM252 48H253V49H252ZM48 49H49V50H48ZM194 49H195L196 51H195ZM198 49H200V50H198ZM201 49H202V50H201ZM210 49H211V51H210ZM222 49H223V50H222ZM231 49H232V51L234 50V52L231 53ZM236 49L238 50V51H237L238 53L235 51ZM245 49H246V50H245ZM250 49L253 50V51H251ZM254 49H256L257 51L259 50V52H260L261 49H262V51H261L260 53H257L256 50H254ZM33 50H32V51H33ZM46 50H47V51H46ZM51 50H52V51H51ZM53 50H55V52H53ZM68 50H66L67 53L70 52V51L68 52ZM83 50H84V51H83ZM181 50H182V49H181ZM183 50H184V49H183ZM214 50H216V51H214ZM217 50H221V51H219L220 53H218ZM27 51H28V52H27ZM56 51H57V53H56ZM187 51H188V50H187ZM189 51L187 52L188 55H187V53H186V51H185V55H184V56L187 55V56H186V57H187L186 60L188 59ZM198 51H199V53H198ZM201 51H202V52H201ZM208 51H209V52H208ZM212 51H214V53H213ZM222 51H224L223 54H225L226 57L222 54ZM245 51H247V52H245ZM26 52H27V53H26ZM74 52H73V53H74ZM191 52H190V55H191ZM251 52H253L254 55L251 56V54H252ZM50 53H51V54H50ZM75 53H76V52H75ZM182 53L184 54L183 51H182ZM200 53H201V54H200ZM239 53H240V55H239ZM256 53H257V54H256ZM43 54L46 55V56L44 57ZM49 54H50V55H49ZM183 54H182V55H183ZM231 54H233L234 56H233V55L231 56ZM242 54H243L244 56H246V55L248 54L247 57L250 55L249 58L252 57V58H250L251 60H247V62H246L247 57H244ZM260 54H261V55H260ZM51 55H52V56H51ZM53 55H54V56H53ZM210 55H211V56H210ZM216 55H218V57H217ZM219 55H221V57L224 59V62H223V59H222V62H223L224 64H223V63L221 64V58L219 57ZM222 55H223V56H222ZM229 55H230V57H229ZM236 55H237V57H236ZM238 55H239L240 57H239ZM255 55H256V56H255ZM23 56H24V55H23ZM27 56H30V53H29V55H27ZM27 56H25L26 59L29 58V57H27ZM56 56H57V57H56ZM212 56H213V57H212ZM242 56L245 58L244 60L242 59V58H243ZM254 56H255V57H254ZM25 57H24V58H25ZM40 57H41V58H40ZM190 57H191V56H190ZM190 57H189V58H190ZM235 57H236L238 60H236ZM241 57H242V58H241ZM262 57H263V59H262ZM24 58H23V59H24ZM42 58H43V61H42ZM56 58H57V59H56ZM209 58H208V59H209ZM225 58H227V59H225ZM239 58H241V61H240ZM249 58H248V59H249ZM253 58H255V59H253ZM26 59H25V61H28V60H30V59L32 60V61L28 62V64H29L28 69H29V67L31 66V64H32L34 61H33V59H32L31 57H30V59H27V60H26ZM53 59H52V60H53ZM186 60H185V61H186ZM252 60H253V61H252ZM36 61H37V60H36ZM187 61H188V60H187ZM215 61H216V62L219 61V62L216 63ZM225 61H227V64L225 63ZM231 61H234L235 63H236V62H237V63L234 64L233 62L231 63ZM243 61H245V62H243ZM248 61H250V62H252V63L250 64V63H248ZM31 62H32V63H31ZM55 62H56V61H55ZM55 62H54V60H53V62L50 61V66H52L53 63H55ZM241 62H242V63H241ZM261 62H262V63H261ZM36 63H37V62H36ZM51 63H52V65H51ZM228 63H230V64H228ZM33 64H34V63H33ZM217 64H219V65H217ZM225 64H226L227 66H226ZM237 64H238L239 68H242V67H243V68L241 69L242 71H241L239 68H237L236 66H234V65H237ZM246 64H247V65L249 64L248 68H247ZM35 65H36V64H35ZM202 65H203V66H202ZM216 65H217L218 67H217ZM228 65H231L232 68H231V66L228 67ZM240 65H242V66L240 67ZM32 66H33V65H32ZM37 66H38V65H37ZM206 66H208L207 69H205ZM222 66H223L224 69L222 68ZM262 66H263V67H262ZM33 67L35 68V66H33ZM42 67H43V66H42ZM225 67H228L229 69H228V68L225 69ZM233 67H235L237 70L234 71L235 68H233ZM31 68H32V67H31ZM43 68H44V67H43ZM36 69H38V68L36 67ZM216 69H217V70H216ZM221 69H222V70H221ZM232 69H233V70H232ZM243 69H244V70H243ZM247 69H248V70H247ZM257 69H258V70H257ZM1 70H2V69H1ZM220 70H221V71H220ZM227 70H228V71H227ZM229 70H231V71H229ZM261 70H262V71H261ZM3 71H4V70H3ZM219 71H220V72H219ZM256 71H257V72H256ZM260 71H261V72H260ZM12 72H13V71H11L10 73L12 74ZM20 72H21V71H20ZM20 72L17 73V72L15 71V73L18 75V77H20L19 75H22V74H23V73H22V74H19ZM199 72H200V71H199ZM244 72L247 73V74L245 73V74H246V77L244 76ZM255 72H256V73H255ZM8 73H9V72H8ZM15 73H14V74H15ZM240 73H241V74H240ZM242 73H243V74H242ZM252 73H254V74H252ZM11 74H8V75L10 76ZM16 74H15L14 76H15V78L18 80V77H16ZM239 74H240V76H241V80H242V82H240V79H238V78L240 77V76H238ZM258 74H259L260 76H259ZM1 75H2V77L5 76V74H4V76H3V74H0V76H1ZM12 75H13V74H12ZM202 75H204V76H202ZM206 75H207V76H206ZM236 75H237V76H236ZM242 75H243V76H242ZM256 75H257V76H256ZM9 76H8V78H9ZM14 76H11V77L14 78ZM22 76H23V75H22ZM22 76H21V77H22ZM216 76H217V78H216ZM234 76H235V77H234ZM5 77H6V76H5ZM11 77H10L9 80H10L11 82H14L13 84L15 85V84H16V83H15V80H16V79H15V80L12 79V80H13V81H12V80H11ZM188 77H190V76H188ZM218 77H221V79L218 78ZM232 77H233V79H232ZM244 77H245V78H244ZM249 77H250V81H248V80H249ZM255 77H256V78H255ZM261 77H262V78H261ZM222 78H223V79H226V81H225V80H222ZM230 78H231V82H232V83L230 82ZM243 78H244V80H243ZM246 78H247L248 80H247ZM253 78H254L255 80H254ZM258 78H259V79H258ZM2 79L4 80V78H2ZM6 79H7V77H6ZM6 79H5V81H6ZM19 79H20V78H19ZM22 79H23V80H22ZM22 79H21V80H22V82H23V81H24V78H22ZM207 79H208V78H207ZM219 79H220L221 81H220ZM227 79L229 80V83H227V82H228ZM236 79H238L239 81L236 80ZM17 80H16V81H17ZM21 80H19V82H20ZM246 80H247V81H246ZM251 80H252V81H251ZM257 80H258V81H257ZM259 80H260V82H259ZM7 81H8V80H7ZM10 81H9L8 83H10ZM219 81H220V83H221L222 81H223V82L225 81V82H226L225 84H228L229 87H227L226 85H224L223 82H222V84H219ZM235 81H236V82H235ZM262 81H263V82H262ZM0 82H1V79H0ZM3 82H4V81H3ZM3 82H2V84H3ZM22 82L19 83L20 86H22V85L24 84V82H23V84L21 85ZM179 82H180V81H179ZM190 82H191V83H190ZM192 82H193V83H192ZM237 82H238V83H237ZM6 83H7V82H6ZM180 83H181V82H180ZM202 83H203V84H206L204 81H203ZM233 83H237V84H234V85H233ZM262 83H263V86H262ZM2 84H0L1 87L4 85V84H3V85H2ZM13 84H12V86H13ZM17 84H18V82H17ZM17 84H16V86H17ZM190 84H191V85H190ZM203 84H202V85H203ZM218 84H219V85H218ZM5 85H6V86H3L4 89H5V87H7V84H5ZM8 85H9V87H10V89H11V87H12V86H10L11 84H8ZM19 85H18V87H19ZM178 85H179V83H178ZM182 85H183V84H182ZM188 85L190 86V88H189ZM220 85H222V86H224V87H222V86H220ZM232 85H233V86H232ZM185 86H183L182 89L185 90V88H186ZM219 86H220L222 89H221ZM225 86H226L227 88H226ZM9 87H8V88H9ZM184 87H185V88H184ZM204 87H205V88L207 87V89H205ZM14 88H15V86H14ZM19 88H20V87H19ZM188 88H189V89H188ZM200 88H199V89H200ZM218 88H219L220 91L218 90ZM4 89H3V91H2L1 88H0V97H1L2 95L5 96V94H10V93L8 92V90H10V89H5V90H4ZM180 89H181V88H180ZM196 89H195V90H196ZM215 89H217V91H216ZM226 89H227V90H226ZM11 90H12V89H11ZM192 90H193V89H192ZM206 90H207V91H206ZM214 90H215L216 92H215ZM22 91H23V90H20L19 94H20V98L23 99L24 96L26 95V93L23 91V92L25 93V94H24ZM199 91H201V90H199ZM205 91H206V92H205ZM12 92H13V91H12ZM21 92H22L23 95H24V96L22 95V97H21ZM193 92H194V93H193ZM257 92H258V93H257ZM242 93H244V94H242ZM256 93H257V94H256ZM12 94H13V93H12ZM19 94H18V95H19ZM15 95H17V94H15ZM208 95H211V94H208ZM212 95H214V94H212ZM218 95H219V96H218ZM220 95H221V96H220ZM259 95H260L263 99H262ZM193 96H194V97H193ZM7 97H8V96H5V97H3V98H6V101H7ZM9 97H10V95H9ZM9 97H8V98H9ZM13 97H14V96L10 97V99H12ZM15 97H16V96H15ZM197 97H199V99H198ZM207 97H208V96H207ZM214 97H215V96H214ZM238 97H239L240 99H239ZM248 97H249V98H248ZM259 97H260V98H259ZM17 98H18V97H16V102H17V100H18ZM34 98H35V97H34ZM34 98H33V101H34ZM196 98H197V99H196ZM208 98H210V96H209ZM211 98H213V96H211ZM222 98H223V99H222ZM247 98H248V99H247ZM0 99H1V98H0ZM10 99H8V100L10 101ZM14 99H15V98H14ZM14 99H13V101H14ZM24 99H25V98H24ZM206 99H205V100H206ZM225 99H226V101H225ZM245 99H246V100H245ZM258 99H260V100H258ZM19 100H20V99H19ZM31 100H32V99H31ZM241 100H242V101H241ZM244 100H245V101H244ZM261 100H262L263 102H262ZM0 101H2V99H1ZM6 101H4V102H6ZM11 101H12V100H11ZM13 101H12V103H13ZM22 101L24 102L25 100H22ZM33 101H32V102H33ZM223 101L226 102V103H225L226 105L223 103ZM246 101H247L248 104L246 103ZM249 101H250V102H249ZM260 101H261V102H260ZM16 102H15V103H16ZM117 102H118V101H117ZM192 102H193V104H192ZM202 102H203V103H202ZM258 102H259V103H258ZM21 103H22V102H21ZM21 103H20V104H21ZM33 103H36V105H37V103H39V101H37V98H36V102L34 101ZM218 103H219V107H220V108L217 106ZM232 103H233L234 105H233ZM250 103H251V104H250ZM262 103H263V104H262ZM5 104L8 105L7 102H6ZM5 104H4V106H5ZM13 104H14V103H13ZM13 104L9 103L10 106L13 105ZM20 104H19V107L24 106L23 103H22L21 105H20ZM119 104H120V103H119ZM206 104H207V105H206ZM230 104H231V105H230ZM7 105H6V106H7ZM191 105H193V106H191ZM0 106H1V105H0ZM4 106H1V107L5 108L6 106H5V107H4ZM10 106H9V108H8L9 110L12 109V108H10ZM14 106H15V105H13V107H14ZM118 106H119V105H118ZM205 106H206V107H205ZM208 106H209V105H208ZM232 106H233V107H232ZM238 106H239V107H238ZM1 107H0V109H1ZM259 107H260V108H259ZM14 108H15V107H14ZM113 108H114V107H113ZM223 108H224V109L227 108V109L224 110ZM229 108H230V109H229ZM235 108H237V109L234 110V111H230V110H233V109H235ZM15 109H16V108H15ZM18 109L20 110V108H18ZM119 109H120V107H119ZM119 109H118L117 111H119ZM194 109H195V108H194ZM201 109H203V110H201ZM221 109H222V110H221ZM2 110H3V109H2ZM6 110H7V109H6ZM115 110H116V109H115ZM197 110H198V111L200 110L203 114H202L200 111L198 112ZM239 110H240V111H239ZM259 110H260V111H259ZM122 111H125V110H122ZM0 112H1V111H0ZM4 112H6V111H4ZM136 112H137V111H132V113H129V115L131 114V116H129L130 118H129L128 116H127V117H128L129 119H133L132 117H134V118H135V117H138L140 114H138V113H136ZM190 112H195L196 114H195V113L192 114V113H190ZM197 112H198V114H197ZM231 112H232V113H231ZM240 112H243V113H240ZM8 113H10V112H8ZM199 113H200V114H199ZM233 113H234L235 116L233 115ZM236 113H237V114H236ZM239 113H240V117H241L242 115H244V117H242V118L239 117V118H240V119H239V118H238ZM18 114H20V113H18ZM135 114H136V115H135ZM194 114H195L196 117H197V115H198V116L201 115V116L199 117V120L197 119L198 117L194 119L195 116H194V117L191 116V115H194ZM205 114H207V113H205ZM208 114H209V113H208ZM227 114H228V115H227ZM230 114H231V116H233V117H231ZM133 115H134V116H133ZM202 115H203V116H202ZM252 115H253V117H254V116H256V117L253 118ZM18 116H20V115H17V117H18ZM207 116H208V115H207ZM229 116H230V117H229ZM236 116H237V117H236ZM257 116H258V119H257ZM3 117H4V116H2V118L0 117V128L4 126L3 128L6 127V129H7L8 126H6V123L8 122L7 124L9 125L10 130H11V128L14 127L13 123L11 122V121H13L12 118L10 119L11 121L9 122V121L7 120L8 114H7V116H5L4 118H3ZM9 117H10V116H9ZM15 117H16V116H15ZM20 117H21V116H20ZM20 117H19V118H20ZM140 117L143 118V115L139 116L138 118L140 119ZM208 117H209V116H208ZM142 118H141V119H142ZM204 118H203L202 121H206V122H207L208 120H204ZM217 118H218V119H217ZM226 118H227V120L229 119V122L226 120ZM231 118H232V122H231V124H230V121H231L230 119H231ZM243 118H244V119H245V118H246V119L248 118V119H247V121H246V119L243 120ZM255 118H256V119H255ZM262 118H263V119H262ZM3 119H4V120H3ZM253 119H254V121H253ZM259 119H261V120L259 121ZM19 120L21 121V118L18 119V121H19ZM189 120H190V118H189ZM224 120H225V121H224ZM257 120H258V121H257ZM5 121H7V122L5 123ZM15 121H16V119H15ZM18 121H17V122H18ZM20 121H19V122H20ZM121 121H123V120H121ZM234 121H235V122H234ZM240 121H241V122H240ZM242 121H243V122H242ZM244 121H245V122H244ZM248 121H249V122L251 121L250 123H253L254 125L248 123ZM133 122H134V121H132L131 125L134 124ZM135 122H138V121H135ZM141 122H142V121H140L139 123H141ZM206 122H205V123H206ZM208 122H209V121H208ZM208 122H207V123H208ZM223 122H224V123H223ZM237 122H238V123H237ZM256 122H257V123H256ZM11 123H12L13 127H11ZM121 123H122V122H121ZM203 123H204V122H203ZM205 123H204V124H205ZM235 123H237V124L235 125ZM239 123H241V125H240ZM245 123H246V124H245ZM259 123H260V124H259ZM261 123H262V124H261ZM4 124H5V125H4ZM16 124H17V123H16ZM16 124H15V125H16ZM20 124H21V123H20ZM20 124H19V125H20ZM137 124H138V123H137ZM220 124H221V125H220ZM228 124H229V125H228ZM238 124H239V125H238ZM244 124H245V126H243ZM17 125H18V124H17ZM131 125L129 124V125H127V127H128V126H131ZM134 125H136V123H135ZM227 125H228V127H227ZM246 125H247V126H246ZM256 125H257V126H256ZM120 126H121V125H120ZM193 126L195 127V123H194ZM9 127H8V128H9ZM127 127H123V128L126 129ZM222 127H223V129H222ZM225 127H226V128H225ZM243 127H244V128H243ZM3 128H2V129H3ZM123 128H122V129H123ZM206 128H207V127H206ZM248 128H249V129H248ZM219 129H222V130H219ZM228 129H230V130H228ZM10 130L7 129L6 132H4L5 135H6V137L9 135V138H11V137H10V133L7 132V131H10ZM205 130H206V129H205ZM225 130H226V131H229L230 133H229V132L226 133ZM249 130H250V132H249ZM221 131H222V133H221ZM246 131H248V132H246ZM10 132H11V131H10ZM199 132H200V131H199ZM205 132H206V131H205ZM223 132H224V133H223ZM225 133H226V134H225ZM247 133H250V135L247 134ZM0 134H1V132H0ZM198 134H199V133H198ZM227 134H228V135H227ZM217 135H218V137H217ZM219 135H220L222 138H220ZM229 135H230V136H229ZM191 136H192V135H191ZM251 136H252V137H251ZM0 137H1V136H0ZM198 139H199V138H198ZM0 140H2V138H0ZM7 140H8V141H7ZM9 140H11V139H8V137H7V138H6V141H5V140H2V142H4V143L0 142V147H2V146L4 147L6 144L8 145V146L6 145V147H5V149H4V150H6V151H4L3 148L0 149V159H1V160H0V162H1V163H0L1 167H0V168L3 167L2 165L6 166V165L8 164L7 162H9V160H10V158H11V154H10V152H11V153L13 152V153H12L13 155L16 154V152H19V153L21 152V150H20V144H21V142L18 144V142L15 143V141H14V146H15V144H18V145H19V147L16 145V146L18 147L19 150H18V151H15V149L17 150V147H15V148H11V147H10V146L13 145L12 142H13L14 139H12V141H10L11 143L9 142ZM15 140H16V139H15ZM217 140H219V141H217ZM18 141H19V140H18ZM197 141H198V143H197ZM206 141H208V140H206ZM7 142L10 143V144H8ZM204 142H205V141H204ZM1 144H2V146H1ZM22 144H23V143H22ZM200 144L202 145V147H201ZM231 147H232V148H231ZM21 148H22V147H21ZM229 148H230V149H229ZM13 149H14V150H13ZM206 149H208L209 151L207 152ZM213 149L215 150L214 147H213ZM231 149H232V150L235 149V151H232ZM236 149H239V150H241V151H238V153H237V150H236ZM8 150H10V151H8ZM11 150H12V151H11ZM196 150H197V149H196ZM210 150H211V151H210ZM7 151H8V152H7ZM3 152H5V153H3ZM203 152H206L205 154H206L207 156H206ZM209 152H211V154H210ZM226 152H227V153H226ZM229 152L231 153V155H230ZM234 152H235V153H234ZM8 153H9L10 155H9ZM19 153H18V154H19ZM208 153H209L210 155H209ZM233 153H234V154H233ZM7 154H8V155H7ZM219 154H220L222 157H219V156H218ZM13 155H12V156H13ZM223 155L225 156L224 158H227V157H228V158H227V159H223ZM226 155H227V156H226ZM229 155H230V156H229ZM7 156H9V157H7ZM240 156H241L242 158H241ZM214 157H213V158H214ZM233 157H237V158H235V159H237V160L239 159L238 161H240L241 163H239V162L236 161V160H233ZM7 158H8V159H7ZM205 158H206V159H205ZM216 158H217V159L219 158L220 160L223 159V160H222L223 162H222V161H219V159L216 160ZM230 158H231V160L229 161ZM240 158H241L242 160H240ZM6 159H7V161L3 163V161L6 160ZM207 159H208V160H207ZM2 160H3V161H2ZM210 160H211V159H210ZM224 160H225V161H224ZM232 161H233V162H232ZM235 161H236V162H235ZM242 161H243V162H242ZM249 161H250L251 163H250ZM208 162H209V163H208ZM218 162H219V164H218ZM225 162H226V163H225ZM231 162H232V165H231ZM2 163H3V164H2ZM221 163H222V164H221ZM236 163H237V165H236ZM242 163H243L244 165H243ZM252 163H253V164H252ZM233 164L236 165V166H233ZM250 164H251V165H250ZM261 164H262V165H261ZM241 165H242V167H241ZM248 165H249V166H248ZM225 166H226V167H225ZM252 166H254V168H253ZM262 166H263V167H262ZM208 167H209V168H208ZM220 167H221V168H220ZM251 167H252L253 169H252ZM224 168H226V169L228 168V169L226 170V169H224ZM256 168H257V169H256ZM259 168H260V169H259ZM262 168H263V169H262ZM238 169H239L241 172H240V171H237ZM247 169H248V170H247ZM228 170H229V171H228ZM251 170H252V171H251ZM217 171L219 172V174L217 173ZM222 171H223V172H222ZM249 171H250V172H249ZM220 172H221L222 174H221ZM234 172H235V173H234ZM258 172H260V173H258ZM262 172H263V173H262ZM208 173H209V174H208ZM230 173H231V174H230ZM217 174H218V175H217ZM236 174H237V175H236ZM259 174H260V175H259ZM227 175H228V176H227ZM251 175H252V177H251ZM261 175H262V176H261ZM2 176H3V175H2ZM2 176H0V177H2ZM225 176H227L228 180H227V178H226ZM229 176H230V177H229ZM247 176H248V177H247ZM253 176H254L255 178H253ZM256 176H257V177H256ZM3 177H4V176H3ZM208 177H210V178L208 179ZM216 177H217V178H216ZM232 177H233V179H232ZM234 177H235V178H234ZM237 177H238V179H237ZM245 177H246V178H245ZM76 178H77V176H76ZM218 178H219V179H218ZM250 178H251V179H250ZM259 178H260V179H259ZM217 179H218V180H217ZM222 179L225 180V181H223ZM256 179H257V180H256ZM103 180H104V179H103ZM250 180H251V181H250ZM253 180H254V181H253ZM5 181H6V180H5ZM99 181H100V180H99ZM211 181H212V180H211ZM219 181H221V183L224 182V183H222V185H223L222 187H221V183H220ZM229 181H230V182H229ZM233 181H234V182H233ZM100 182L104 183L105 181L103 182V181L101 180ZM100 182H98V183H100ZM235 182H236L237 184H236ZM261 182H262V183H261ZM219 183H220V184H219ZM230 183H231V184H230ZM247 183H248V184H247ZM254 183H255L256 185H255ZM226 184H227V185H226ZM228 184H229V185H228ZM235 184H236V185H235ZM3 185H6V183L4 182ZM3 185H2L1 187H3L4 191H3V193L1 192V194H0L1 202H4L3 204L0 203V207H1V210H0V211H1V212H0V219H1V220H2L3 218H4L3 220H5L6 218H8V216L10 215L11 210H12V209H11V210H10V213H9V210L7 209V207H4V206H6L5 204H6L8 201H10V202L7 203V206H9V208H10V205L12 206V203H11V200H10V194H9L8 197H6L8 194H7V192H5L6 187L3 186ZM97 185H98V184H97ZM239 185H240V186H239ZM242 185H243V186H242ZM260 185H261V187H260ZM227 186H228V187H227ZM229 186H230V187H229ZM232 186H233V189H232ZM255 186H256V187H255ZM223 187H225L226 189L223 188ZM241 187H242L243 189H242ZM254 187H255V188H254ZM216 188H217L218 191L215 192ZM220 188H221V189H220ZM236 188H239L240 191H238L239 189H236ZM244 188H246V191H244V190H245ZM247 188H248V189H247ZM3 189H2V190H3ZM94 189H96V188H94ZM94 189H93V190H94ZM222 189H223V190H222ZM228 189H229V190H228ZM251 189H252V190H251ZM258 189H259V191H258ZM2 190H0V191H2ZM220 190H221V191H220ZM224 190H225V191H224ZM242 190H243L244 192H243ZM94 191H95V190H94ZM94 191H93V192H94ZM247 191H248V192H247ZM252 191H253V192H252ZM4 192H5V193H4ZM80 192H81V191H79V193H80ZM106 192H108V194H107ZM213 192H214V193H213ZM219 192H220V193H219ZM233 192L235 193V195H234ZM239 192H240V194L237 195V193H239ZM242 192H243V193H242ZM254 192H256V193H254ZM257 192H258V193H257ZM76 193H77V192H76ZM76 193H75V194H76ZM97 193H100V192L97 191ZM109 193H110V190H109V191H105V193L103 192V195L106 194V195H105V198L108 199V201H109V198H110V197L107 198V196H110ZM215 193H216V194L219 193V195H218V194L215 195ZM221 193H223L224 195H223V194L220 195ZM244 193H246L247 195H245ZM253 193H254V195H253ZM2 194H7V195H5V197H6L7 199H6V198L4 197V195H2ZM232 194H233V195H232ZM249 194H250V195H249ZM251 194H252V195H251ZM255 194H256V196L259 197V198L257 197L258 199L255 197ZM261 194H263V196H260ZM72 195H74V193L71 194L70 196H72ZM78 195L80 196L81 194H78ZM214 195H215V196H214ZM231 195L234 196V197L236 196L235 198L233 197V198L235 199L236 202H234V199L232 200V196H231ZM241 195L244 196V198H247L246 201H245V200H242V199H244V198H243ZM207 196H209V198H206ZM221 196H224L225 199L222 198ZM225 196L228 197L229 199L226 198ZM250 196H251V197H250ZM2 197H3V198H2ZM75 197H76V199H77V195H76ZM75 197H74V198H73V197L69 198V201H70L71 199H72L73 201H76ZM85 197H86V196H84L83 198L81 197L82 200H83V199L86 200L87 197H86V198H85ZM210 197H212V198H210ZM215 197H216L217 199H215V203H214L213 200H214ZM240 197H241V201H242V203H239V202H240V199H239ZM78 198H79V197H78ZM88 198H89V197H88ZM5 199H6L7 201H6ZM227 199H228V200H227ZM252 199H253V200H252ZM256 199H257L258 202L256 201ZM261 199H262V200H261ZM72 200H71V201H72ZM208 200H210V201H209L208 203H206ZM211 200H212V201H211ZM224 200L228 201V202H227V205L229 204V205H228L229 207H227V206L223 207L224 204H226V203H224ZM229 200L232 202L231 204H234V203L237 204V203H238V206H239V207H238L237 205H232V207H230L231 205H230V201H229ZM238 200H239V201H238ZM254 200H255V201H254ZM77 201H78V202L80 201V203H81V199H80V200L78 199ZM77 201H76V203H77ZM89 201H90V198H89L88 202H89ZM226 201H225V202H226ZM253 201L255 202V207H256V209H253V208H255V207H254V203H252ZM233 202H234V203H233ZM244 202H246V203H244ZM259 202H260V203H261V202L263 203V206H262V207H261V205L259 204ZM69 203H70L71 207H72V206L74 207V205H72V202H69ZM90 203H91V202H90ZM97 203H98V202H97ZM132 203H133V202H132ZM204 203H205V205H204ZM217 203H219V206L223 205V206L220 207L221 209L218 208L219 206L217 207V205H218ZM243 203H244V204H243ZM257 203H258V204H257ZM74 204H75V202H74ZM77 204H78V203H77ZM87 204H89V203H87ZM91 204H92V203H91ZM128 204H130V206L132 205L131 202H129V203H126V206H127ZM209 204H210V205H209ZM214 204H215V205H214ZM240 204H241L242 206H244V207L242 208V206H241ZM245 204H247L246 206L249 205V206H248L249 208L246 207ZM2 205H3V207H2ZM75 205H76V204H75ZM78 205H79V204H78ZM80 205H82V204H80ZM93 205H94V206H93ZM208 205H209V207H208ZM213 205H214V206H213ZM256 205H257V206H256ZM259 205H260V206H259ZM76 206H77V205H76ZM76 206H75V207H76ZM88 206H90V204H89ZM88 206H87V207H88ZM91 206H92V209L96 207V205H95L94 203H93ZM126 206H125V208L130 207L129 205H128V207H126ZM211 206H212V207H211ZM233 206H234V207H233ZM258 206H259V207H258ZM213 207H215V208H213ZM235 207H236V208H235ZM245 207L248 208L249 210L246 209ZM250 207H251V208H250ZM257 207H258V208H257ZM3 208H4V209H3ZM89 208H91V207H89ZM209 208H212L213 210H212V209H209ZM216 208H217L218 210H217ZM225 208H227V210H225ZM230 208H231V209H230ZM233 208H234V209H233ZM240 208H242V209H241L240 211H237V210H239ZM122 209H124V207H123ZM122 209H121V210H122ZM214 209L217 210V211H215ZM235 209H236V210H235ZM243 209H246V210H243ZM250 209H251V211H250ZM4 210H7V211H4ZM121 210L118 209V210L115 211V213L118 211L117 214H118V213L120 214V213L122 212ZM202 210H203V211H202ZM205 210H206V212H209V213L212 212L213 215L211 216V215L208 214V213H207V215H205V214H206ZM210 210H211V211H210ZM220 210H221V212H220ZM222 210H225L226 212H225V211H222ZM234 210H235V212H236V211H237V212L235 213ZM247 210H248V211H247ZM252 210H254V211H252ZM255 210H257V211H259V212H261V213H263V214H261V213H259V212L257 213V211H255ZM120 211H121V212H120ZM243 211H244V212H243ZM218 212L220 213L219 215L221 216V218H220V216L218 215ZM223 212H224V214L222 215ZM238 212H240V213L242 212V214H240V213H238ZM254 212L257 213L256 216L254 215V214H255ZM6 213H7L8 216L6 215ZM214 213L217 214V215H216L217 217L215 216ZM252 213H253V214H252ZM236 214H237V215L240 214L239 217L242 216V218H241L242 220H241L240 218H238L237 216H235ZM199 215H200V214H199ZM209 215H210V216H209ZM226 215H227L228 218L226 217ZM253 215H254V216H253ZM257 215H259V217H258ZM260 215H261V216H260ZM72 216H73V215H72ZM206 216H207V217H206ZM208 216H209L210 218H208ZM230 216H231V217H230ZM73 217H75V216H73ZM73 217H71V218L69 217V218L67 219L69 224L67 223V220H65L66 223H65V222H61V226H60V224H58V226H59V227H62V229H59V227H57V228H58V230H57V228L55 227V229H56V231H57L58 233L55 231L56 233H55L54 235L56 236V238H55L56 241L59 239V240H58V241H59V246H58V241L55 242V241H54V240H55L54 238H53L54 240H53V239H50V240H52V244L50 243L51 241L47 239V246H46V243H45V242H46V241H45V238H44V240H43L42 238H41V239H38V240H37L38 242H36V241H35V240L37 239L36 236H37V235L40 236V233L42 234L43 231L41 230V232H40L39 229L37 230V227H38L40 224H36V222H34V221L36 220L34 216H33V218H34L35 220H34V219H31L32 217H31V218H28L29 220L31 219L32 222L29 221V222H31V223H29V222H27L28 220H26V222H23V223H25V224H27V225L23 224L24 226L22 225L21 230L23 229L24 232H25L26 230H27V231H26L25 233H23V235L25 234V235H24L25 237H23L24 239H23L22 241H21V240H18V241H19L18 244H22V245H19V246H21V248L23 249V250L20 249V251H22V252L25 251L26 253H27V252L30 253L31 250H32V252H34L35 250H38V251H39L40 249H37V248H40V246H41V245H40V241H41V243L44 242V244H45V245L43 244V248H42V250L44 251L43 254L46 253V255H49V254H50V255L52 256V253H53V252H52V246H53L55 243H56V245L60 248V249H59L60 251H62V250H61L62 247H63V248L65 247L64 245H67V246H68V249H67L68 252H69V248H71L70 246L72 245V248H73L74 246L77 247V249H75L76 247L73 248V249L71 248L72 251H71V249H70V253H71L72 255H70L69 253H68L69 255H68L67 253L64 254V253H62V252H60V251H58V254H57L58 257H59V255H60V256H63V255H64L63 257H65L66 255H68L67 257H68L69 259H68L67 257H65L66 259L63 258V257H59V259H60V258H61V259L58 261V260H57L58 258H57L56 256H55L56 258H55L54 256H52V257H53V258H52V257H50V255H49V256H46L44 259H42V262H45V263L47 262V264H49V263H50V264H59V263H60V264H63V262H64V264H65V262H66V264H69V263H70V264H78L80 261H81L82 263L84 262V260H83V258H82V255H81V257H80V250H79V249H80V248H79L80 246H79V245H81V244L83 245L82 242H84L83 240H85V238H88L89 241H90V238H91V240H92V238H93V240H92L93 243H92V241H90L89 243L92 244V247H93V250H94V251H95V249L97 248V246H98L97 244L99 243V241H100V240H101V241L103 240V241H102V243L104 244L103 246L107 247V248H106L107 250L105 249V250H106L105 252H106V254H107V262H108V260H110V261H109L110 263L108 262V264H120V261H119V260H118V261H115V260H117V256H119V255H123V254H122L123 251L126 252V254H129V253H128V251H129L128 249L131 250V248H128L127 245H126V243L124 244L125 239H124V240L122 239V238H125V236L127 235V233H125V232H123V231L121 230L122 228H123V229H126V228L123 227L124 224H121V223H120V225H118V224L114 225L115 223L110 224V222L107 223V224H106L105 222H101V223H102V224H101V223H100V220H101V219H100L99 217H98L99 219H97V217H95L96 220L101 224V225H100V224L98 225V224H97L98 222H97V221L95 222L94 217L92 216L93 219L90 218V223H91V224L89 225V221H88V223H87V225H86V226L89 225V227H86V226H85V227H86V228H84L85 230H84V231H80V230H83V229H82L83 227L80 229V226H81V224H82L81 221H80L81 219H79L80 217H77V216H76L75 218H73ZM138 217H139V218H138ZM205 217H206V218H205ZM211 217H212V218L215 217L216 219L218 218L217 220L220 219V220H219L220 222H219V221L217 222L216 219L213 218V219H215V221H214ZM229 217H230V218H233V219H231L232 221H230V218H229ZM72 218L75 220L74 222H75V223L78 222V224H75V223L73 222V219H72ZM157 218H158V219H157ZM159 218H160V217H156V218H154V220L157 219L158 222L156 223L157 220H155V222L153 223V225H154V226L158 225V226H160V227H163V224L160 223V222H163V223H164L165 220L162 221L163 219L161 218L162 220H160ZM203 218H204V219H207V220H205V221L203 222ZM223 218H224V219H223ZM254 218H256V219H254ZM257 218H258V219H259V218H260V219L262 218V219H261L262 221H261V220H257ZM37 219H38V221H39L40 218L37 217ZM57 219H58V220H62L63 218H62V219L57 218ZM64 219H65V218H64ZM64 219H63V220H64ZM70 219H72V220L69 221ZM91 219H92V222H91ZM136 219L140 220L141 217H140L139 215H137V216H136ZM164 219H166V218H164ZM211 219H212V220H211ZM222 219H223V220H222ZM227 219H229V220L227 221ZM239 219H240L241 221H240ZM63 220H62V221H63ZM88 220H89V218H88ZM154 220H153V221H154ZM159 220H160V221H159ZM210 220H211L212 222H211ZM221 220H222V221H221ZM237 220H238V221H237ZM55 221H56V220H55ZM169 221H170V220H169ZM256 221H257V222L259 221V222H258L259 224H257V226L259 225L260 228L263 227L261 230L259 229V226H258V229H256L257 227H254V226H253V225L256 226V223H257ZM33 222H34V223H33ZM39 222L41 223V220H40ZM56 222H58V221H56ZM56 222H55V224H56ZM59 222H60V221H59ZM59 222H58V223H59ZM209 222H210L211 224H209ZM230 222L233 223V224H231ZM236 222H237V223H236ZM240 222H241V224H240ZM260 222H261V223H260ZM70 223H71V224H70ZM73 223H74V224H73ZM79 223H80V224H79ZM103 223L106 224V225H108V226L103 225ZM158 223H160V224H158ZM170 223H171V222H170ZM170 223H168V226H171ZM204 223H205V224H204ZM207 223L209 224V227H212V228H209V227L207 226V225H208ZM215 223H216V224H215ZM219 223H221V225L224 224L225 227H224L223 225H222V226L219 225ZM28 224H29V225H28ZM63 224H64V225H63ZM65 224H66V225H65ZM161 224H162V225H161ZM203 224L205 225L204 227H203ZM206 224H207V225H206ZM213 224H215V226H214ZM217 224H218V226L216 227ZM243 224H244V225H243ZM32 225H34V226L37 225L36 228H35L34 226L32 227V228L35 229V230L31 229V226H32ZM41 225H42V224H41ZM52 225H54V224H52ZM56 225H57V224H56ZM62 225H63L65 228H64ZM67 225H68V226H67ZM72 225H73V226H72ZM75 225H76V226H75ZM77 225H79V226H77ZM91 225H92L93 228L91 227ZM211 225H212V226H211ZM232 225H234V226H232ZM235 225H236V226H235ZM241 225H243V226H241ZM246 225H247V226H246ZM25 226H27V227H25ZM28 226H29V227H28ZM100 226H101V227H100ZM102 226H103V227H102ZM154 226H152V224H151V225H148V226H147V229H146L145 231H150V230H151V231H150V233H151V232H152V229H149V228H152V227H153L154 230H155V229H158V228H156L157 226H156V227H154ZM24 227L26 228L25 230H24ZM78 227H79V228H78ZM107 227H108V228H107ZM148 227H149V228H148ZM214 227H216V229L219 227L218 229H220V230H219L220 233H219V231L217 232L218 229L215 230ZM221 227L226 228V230L228 229L227 231H228V232L230 231V232L227 233L226 230H225L224 228H221ZM235 227H236V228H235ZM241 227H244V228L246 227L245 231H244V228H241ZM252 227H253V228H252ZM38 228H41V226H39ZM42 228H43V227H42ZM87 228H88V231H86ZM101 228H102L103 230H102ZM169 228H170V227H169ZM205 228H207V229L205 230ZM208 228H209V229H208ZM233 228H234V229H233ZM240 228H241V230H238V229H240ZM247 228H250V230H251V229H252V230L250 231V230L247 229ZM28 229H29V232H28ZM70 229H72V230H70ZM75 229H77L76 231H78V229H79V232H80V233L78 232L79 234H82V233L84 234V233H85V235L82 234V235H83V239H82V237H81L82 235L80 236L81 238L78 237L79 234H78L77 232L75 233ZM92 229H93V230H92ZM95 229H96V230H95ZM98 229H99V230H98ZM148 229H149V230H148ZM161 229H162V228H161ZM213 229H214V230H213ZM235 229H236L237 231H236ZM43 230H44V229H43ZM60 230L63 232L62 234H61V231H60ZM64 230H65V231H64ZM100 230H102L103 233H101V232L98 233V231H100ZM154 230H153V233H152V234L155 235V233L158 231L157 234L160 236V234H161L160 231L157 230V231L155 232ZM223 230H225V231H223ZM242 230H243V231H242ZM248 230H249L250 232L247 233ZM23 231H20V232H23ZM35 231H36V232H39V233H36V234H35ZM94 231H95V232H94ZM125 231L129 232L128 229L125 230ZM181 231H183L182 228H181ZM213 231H214V233H213ZM221 231L224 232L225 234H227V236H226L224 233H222ZM239 231H240V232H239ZM27 232H28V233H27ZM30 232L33 233V235H31ZM92 232H93V233H92ZM120 232H123L124 235H122L123 233H120ZM154 232H155V233H154ZM238 232H239V233H238ZM244 232H245V235H244ZM261 232H262V233H261ZM29 233H30V234H29ZM67 233H68V235H67ZM74 233H75V234H74ZM88 233H89V235H88ZM91 233H92V234H91ZM143 233H144V232L141 233V234H142L141 236L144 235ZM145 233H148V232H145ZM150 233H149V234H145L146 236H145V235L143 236V237L145 238V239L143 238V239L145 240V242H144V246H143V249L145 250V249H147V247H148V249H149L148 251H149L152 255L154 254V255H153L154 257H153L151 254H149V252H147V251L145 250V252L148 253V255H146V257H149V255H150V257L153 258V260L156 262V264H158V263H157V260H158L159 264H160V263H161V264H166V263H169V261L172 262V263L170 262L169 264H175V263H176V264H177V263L180 264V263H182V262H180V263L178 262L179 260L181 261V259L178 258V257L180 256V254H176V253L179 252V251H178V247H180V246L175 245L174 242H173V243L171 242V240H172V238H173L172 236H171L172 238L169 237L171 240H170L169 238H167L168 236L165 237V238H167V240H168V242H169L170 244L172 243V245H168L169 243H166L167 241H166L165 238H164L165 240H164V239H160V237L163 235V232H162V235H161L160 237L156 236L157 238H155V237L150 238V236H153L152 234L150 235ZM212 233H213V234H212ZM215 233H219V234H218V235H215ZM221 233H222V234H221ZM250 233L252 234V236L250 235ZM255 233H256V234H255ZM28 234H29L30 236H29ZM64 234H65V235H64ZM77 234H78V236H77ZM86 234H87V235H86ZM90 234H91V235H90ZM99 234H100V235H99ZM108 234H109V235H108ZM125 234H126V235H125ZM211 234H212V235H211ZM220 234H221V235H220ZM248 234H249V235H248ZM254 234H255V235H254ZM257 234L259 235V237L256 236ZM42 235H43V234H42ZM42 235H41V237H42ZM59 235H60L61 237H60ZM74 235H75V236H74ZM101 235H103V236L106 235V237H105V236L103 237V236H101ZM107 235H108V236H107ZM118 235H119V237H118ZM147 235H148V238H149V239L147 238ZM149 235H150V236H149ZM228 235H229V236H228ZM230 235H231L232 238H231V239H230V238L228 239L227 237H230ZM243 235H244V236H243ZM19 236H20V234H19ZM27 236H28V237H27ZM55 236H54V237H55ZM57 236H58V237H57ZM62 236H63V237H62ZM65 236H66V237H65ZM68 236H70L71 238L68 237ZM85 236H86V237H85ZM88 236H89V237H88ZM94 236H95V237H94ZM100 236H101V237H100ZM127 236H128V235H127ZM173 236H174V235H173ZM211 236H212V237H211ZM223 236H224V237H223ZM245 236H246V237H250V238H246ZM254 236H256L255 239H253ZM260 236H261V237H260ZM72 237H73V238H72ZM75 237H76V238H75ZM97 237H98V240H95V239H97ZM102 237H103V238H102ZM163 237H164V236H162L161 238H163ZM222 237H223L224 240H223V239H220V238H222ZM26 238H28V239H26ZM35 238H36V239H35ZM65 238H66V239H65ZM67 238L69 239V243H70L69 245H70V246H69L68 244H66L67 241H68ZM74 238H75V240H74ZM77 238H78V240H79V239H80V240L82 239L81 242H80L81 244L79 243L80 240L78 241ZM100 238H101V239H100ZM105 238H106V239H105ZM109 238H111V239H109ZM114 238H115L116 241L114 240ZM141 238H142V237H141ZM154 238H155L156 240H155ZM174 238L176 239V241H178V240H177L178 238H177L176 236H175ZM174 238H173V239H174ZM212 238H213V240H212ZM226 238L228 239V241L226 240V242H225V239H226ZM242 238H243L244 240H243ZM21 239H22V238H21ZM25 239H26V241H25ZM32 239H33V240H32ZM108 239H109V240H108ZM147 239H148V240H147ZM151 239H154V240H153L154 242H153ZM236 239H237V240H236ZM239 239H240V240H239ZM245 239H247V241H245ZM248 239H249V240H248ZM252 239H253V240H252ZM27 240H29V241H27ZM42 240H43V241H42ZM63 240H64V242H63ZM94 240H95V241H94ZM120 240H121V242H120ZM144 240H143V241H144ZM157 240H160V241L158 242ZM162 240H163L164 242H163ZM169 240H170V241H169ZM214 240H215V241H214ZM221 240H222L223 242H222ZM235 240H236V241H235ZM258 240H259V242H258ZM24 241H25V242H24ZM34 241H35V242H34ZM48 241H50V242H48ZM65 241H66V242H65ZM71 241H74L75 243H71ZM76 241H77V242H76ZM146 241H147V242H146ZM149 241H151V242H149ZM172 241H173V240H172ZM174 241H175V240H174ZM220 241H221V242H220ZM238 241H241V242H238ZM253 241H254V242H253ZM255 241H256V242H255ZM20 242H21V243H20ZM54 242H55V243H54ZM141 242H142V240H141ZM148 242H149V243H148ZM235 242H236V243L238 242V243L235 244ZM245 242H246L247 246L245 245ZM23 243H24V245L26 244V245H25L26 247L23 245ZM29 243H31V244H29ZM48 243H49V244H48ZM63 243H65V244H63ZM76 243H77V244L79 243V244H78V245H73V244H76ZM95 243H96V244H95ZM142 243H143V242H142ZM145 243H146V244H145ZM147 243H148V244H147ZM150 243L152 244V246H151ZM155 243H156V244H155ZM163 243H166V245L163 244ZM232 243H233V245H231ZM240 243H241V244H240ZM243 243H244V244H243ZM256 243H257V244H256ZM27 244H29L30 246L32 245V246H31L32 249H30L31 247L28 246ZM36 244H37V246H36ZM50 244H51V245H50ZM62 244H63V245H62ZM122 244H124V245L122 246ZM239 244H240V245H239ZM251 244H253L254 247H253ZM33 245H34L35 247H34ZM82 245H81V247H82ZM115 245H116V246H115ZM125 245H126L127 248L125 247ZM145 245H146V246H145ZM149 245H150V247H149ZM163 245H164V247H163ZM173 245H174V246H177V248H176V247H173V248H172ZM180 245H182V244H180ZM22 246H23V247H22ZM45 246H46L48 249H49L50 247H51V248L48 250L47 248H45ZM60 246H61V247H60ZM67 246H66V247H67ZM108 246H109V247H108ZM120 246H121V247H120ZM158 246H159V247H158ZM168 246L171 247L172 250H171V248H169ZM182 246H183V245H182ZM238 246H239V247H238ZM250 246H251L252 248H251ZM28 247H29V248H28ZM66 247H65V248H66ZM94 247H95V249H94ZM124 247H125V249H124ZM138 247H141V248H142V244L140 243V246H138ZM151 247H152V249H154V251L151 249ZM166 247L169 248L170 250L167 249ZM24 248H26V249L24 250ZM63 248H62V249H63ZM165 248H166V250H165ZM260 248H261V250H258V249H260ZM44 249H45V250H44ZM74 249H75V250H74ZM112 249H113V250H112ZM116 249H117V250H116ZM150 249H151V250H150ZM158 249H159V251H158ZM162 249H163V250H162ZM174 249H175V250H174ZM180 249H181V248H180ZM262 249H263V250H262ZM26 250H27V251H26ZM29 250H30V251H29ZM33 250H34V251H33ZM65 250H66V249H65ZM73 250H74V251H73ZM108 250H109V251H108ZM120 250H121V251H120ZM164 250H165V251H164ZM167 250H168V252H167ZM248 250H249V249H247V251H248ZM49 251L52 252V253H50ZM77 251H79V253H78ZM96 251H98V248L96 249ZM96 251H95V254L97 255V252H96ZM113 251L116 252V253H113ZM173 251H174V252H173ZM180 251H181V250H180ZM251 251H252V250H251ZM254 251H252V252H254ZM32 252H31V253H32ZM35 252H36V251H35ZM63 252H64V250H63ZM66 252H67V251H66ZM75 252H76V253H75ZM124 252H123V253H124ZM140 252H141V254L143 253L142 250H140ZM140 252H138V253L140 254ZM145 252H144V255L147 254V253H145ZM152 252H153V253H152ZM163 252L165 253V255H164ZM61 253H62L63 255H61ZM156 253H157V254H156ZM168 253H169V256H167ZM173 253H174L175 255H173ZM179 253H180V252H179ZM249 253L251 254V258L253 257V258H252L253 261L251 262L252 264H253V262L255 263L254 259H256L257 257H258V260H259L258 262H259V263L261 262L260 264H264V262H263V260H262V259L264 258V255H262V258H261L260 255H259L260 253L257 255V254L254 252L256 256H254V255L250 252V250H249ZM41 254H42V253H41ZM124 254H125V253H124ZM139 254H137V257H138V258H139V256H138ZM141 254H140V256H141ZM158 254H159V255H158ZM170 254H171V255H170ZM113 255H114L113 258L116 257L115 259H113L112 257H111V258L108 257V256H113ZM156 255H157V258H156ZM172 255H173V256H172ZM178 255H179V256H178ZM41 256H43V255H41ZM78 256H79V257H78ZM142 256H143V255H142ZM166 256H167V257H166ZM171 256H172V257H171ZM43 257H44V256H43ZM71 257H72V258H71ZM74 257H75L76 259H75ZM143 257H144V256H143ZM143 257H141V258H143ZM146 257H144V258H146ZM150 257H149V258H150ZM158 257H159L160 259H158ZM174 257H175V258H174ZM225 257H233V258H234V256H231V255H230V256H225ZM48 258H49V259H48ZM51 258H52L53 261L50 260ZM78 258H80V260H79ZM81 258H82V260H81ZM96 258H97V257H96ZM149 258H148V259H149ZM152 258H151V259H152ZM166 258H168L169 260L167 261ZM170 258H171V259H170ZM176 258H177V259H176ZM248 258H249V257H248ZM46 259H47L48 261H47ZM54 259H55V261H54ZM84 259H85V258H84ZM161 259H162V260H161ZM164 259H165L166 261H165ZM172 259H174V260L172 261ZM64 260H65V261H64ZM72 260H73V261H72ZM112 260H113V261H112ZM144 260H145V259H144ZM159 260H160V261H159ZM250 260H251V259H250ZM261 260H262V261H261ZM56 261H57V262H56ZM62 261H63V262H62ZM70 261H71V262H70ZM76 261H77V262H76ZM164 261H165V262H164ZM48 262H49V263H48ZM54 262H55V263H54ZM68 262H69V263H68ZM81 262H80L79 264H82ZM111 262H112V263H111ZM118 262H119V263H118ZM138 262H140V258H139V261H138ZM43 264H44V263H43ZM83 264H84V263H83Z\"/></svg>",
	"mask_w": 264,
	"mask_h": 264
}]
</instances>
